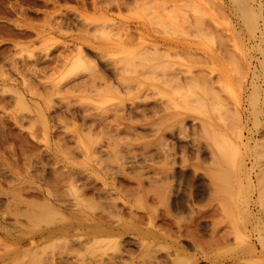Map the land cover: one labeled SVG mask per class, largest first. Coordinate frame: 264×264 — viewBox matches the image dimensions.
<instances>
[{"label": "rangeland", "instance_id": "rangeland-1", "mask_svg": "<svg viewBox=\"0 0 264 264\" xmlns=\"http://www.w3.org/2000/svg\"><path fill=\"white\" fill-rule=\"evenodd\" d=\"M231 2L232 0H0V264H18V262L20 264L21 263L31 264L32 260H33L32 264H38V263L39 264H51V263L53 264H58V263L69 264L70 263L71 264L72 260H73L72 263L75 262L73 264H95V263H98V264L100 263L101 264H119V263L120 264H144V263L145 264H158V263L159 264H181V263L183 264H230L231 262H233L231 264H242V261L243 263L245 262L244 264H264V261L263 263L262 261L261 263L259 261L261 256L262 258H264L263 257L264 256V253H263L264 245H262L260 242V240L264 241V228H263L264 227V217H263L264 213H262L263 211L262 207H264L263 205L264 203V187H263L264 185V163H263L264 162V152H263L264 151L263 149L264 148V132L262 131L264 130V114H262L264 113L263 112L264 98L262 99V97L264 96V89H263L264 88V83H263L264 69L260 65L261 62L258 64L259 61H262L260 58L263 59V56H264L263 54L264 53L263 52L264 51L263 50L264 49V41H263L264 40V20H263L264 19V0H253V1L247 0L246 1L248 2V6H251V8L253 6L254 10L253 9L252 10L255 13L250 9L252 14L254 13L256 16L257 15L256 11L257 12L258 10L261 11V13L260 12L258 13H260L261 15L260 17H261L262 22L260 20V17L259 18L255 17V20L257 19V21L254 20V22L257 24V26L255 23H253L254 27L251 26V28L244 23L242 24L243 20L239 17L240 16L239 11L237 7L233 5V2L232 3ZM258 3L261 4V9L257 7ZM171 10H173V12H170ZM173 13H175L176 16L172 17ZM170 16L171 18H173V20L169 19ZM196 16H198L199 18L198 17L196 18ZM197 19H200V22ZM192 21L198 24L195 25V23ZM171 23L172 24L175 23L176 25H172ZM188 25H190L191 27L189 26L190 27L189 28ZM244 25L247 28L249 27L248 30ZM176 26H179V27H176ZM210 26H212V28ZM183 27H185L186 30ZM215 28L218 30H216ZM254 28H257V29H254ZM196 29L198 31L201 30L203 32L199 31L198 33V31H196L197 32V35H196V32H195ZM250 29H252L253 31L255 30V31L254 32L252 31L253 33L252 32L249 33ZM258 29L260 31L262 30L261 33H259ZM189 34L190 35L192 34V35L190 36ZM193 35H195V37ZM216 35L220 36L221 38L220 37L217 38ZM214 38H217L216 40L219 42L217 43V41L214 40ZM139 43H142V45L139 46L138 45ZM216 43L218 44L219 48L216 47L217 46ZM154 44H156L158 47V50H157L158 54L159 52H163V54L162 53L160 54L165 55V53L169 51L173 55L169 53V57H167L166 59H164L166 56L162 58L159 56L161 59L156 57L157 59L155 61L152 60L155 57L153 56V54L156 52L155 51L154 53H149V52H153V49L151 50V48L154 46ZM230 44L232 47L230 46ZM176 45L179 46V48L178 50L177 49H174V50H176L179 53L177 54V56H174L176 55L175 53H173L174 50L172 51L170 50L171 48L173 49V47L171 46H176ZM219 45H221L222 47L220 48ZM133 46L134 47L138 46L141 49L138 48L139 50L136 51L134 50L136 47L134 48ZM131 47L134 48L132 49L134 51V53H132L134 56H129L128 58L127 56L129 54L126 55L123 52L125 50L126 51L129 50L127 48H131ZM144 47L146 48L150 47V48L149 50H147ZM142 48H144L145 50H143ZM222 48L224 49V51ZM162 49L165 51H163ZM140 50L146 51V52L148 51L147 52L148 56H153V58L152 59L148 58L146 55L147 53L143 54L145 52L141 53L142 51ZM181 50L183 53L181 52ZM130 51L131 50L127 52H130ZM138 51L139 53H137ZM135 54L139 58L143 55L145 57L143 56L144 58L143 57L142 59L140 58L141 59L140 61V59ZM149 54H152V55H149ZM228 56H231V58L229 57L230 58L229 60H227ZM146 57L148 59H145ZM170 57L172 59H169ZM176 57H179V58L175 59ZM121 59L123 61H121ZM136 59L137 60L139 59L138 61L141 62L142 66L138 65L139 63L136 61ZM223 59H225L226 61ZM130 60L133 62L135 61L134 65L135 66L137 65L138 67H135L134 65L128 66L127 63H129L128 61ZM146 60L148 61L150 60L151 63L150 62L148 63L151 65H148ZM235 61H239L240 63L235 62ZM156 63L157 64L159 63V68L161 64H163V66L167 68H168L167 65L171 67L174 66L171 69L168 68L170 72L172 69L174 70L172 73H169L168 70L162 71L163 75L161 76L159 74V73L162 74L161 71L159 70L155 71L154 69L153 71L151 69L152 64H154L156 68L158 67ZM165 63L167 65H165ZM235 63H236V67H235ZM129 64H132V63H129ZM177 64H179V66H177ZM232 65L234 66L235 70H238L239 68L240 69L238 71H235L234 69H231V67H233ZM237 65L239 68L237 67ZM71 66L73 67V69L75 67H78V68H76L75 70L73 69L70 70V68H72ZM145 66L150 67V68L147 67V70L149 72L151 71V74H150L151 76L148 74L149 73L148 71L147 73L146 71H143V69L144 70L146 69ZM155 66H152V68H154ZM240 66H242L243 68H241ZM139 67L142 69H139ZM179 67H181L184 70L186 69V70L184 71L180 69ZM175 70L176 72H174ZM177 70L179 71L177 72ZM180 70H182V74H184L183 72L186 73L187 71V74H184L183 76H181L182 74L180 73L181 72ZM192 70H194V72ZM242 70L244 72H242ZM203 71L204 72L207 71V72L204 73ZM140 72L143 73V76H142V73ZM156 72H159V73L156 74ZM164 72H168V73L165 74ZM189 72H190V75L193 73V76L194 74L195 75H199L203 73L204 75L206 74V77H204V79L206 78V81L203 79L202 80L203 82H200L199 79H202L204 75L201 76V78H199L198 76L193 77L191 75L193 79L195 80L194 81L195 83H192L194 84L192 85L193 90L195 89L194 87L198 88L199 85H196V84H199L198 82H200V84H203L202 87L204 88L205 85H207L206 84L207 80L208 81L211 80V82L209 83L210 85L212 84L211 85L212 88L210 87L212 91L211 89L210 91L208 89L209 93L206 92L207 94L206 93L204 94L205 97L204 95L201 94L203 93V91L201 93H199V91L197 92L198 89L197 90L195 89V91L192 90L193 92L191 91L192 93H190L189 91L192 88L190 86L191 81L188 80V83H184L185 80L184 79L182 80V78L187 77L185 75H189ZM208 73L211 75L212 78L210 77ZM169 74L174 75V77H176L175 75L177 76L179 75V76L177 78L171 77V80H169L168 79ZM155 75L157 76L155 77ZM160 76L162 77V80L165 77L163 80V82L165 81L164 83H167V79L169 81H172L173 79L172 82L176 81V79L178 82V80L181 79L182 81H179L178 84L181 82L180 83L181 87H184V89L187 87L186 88L188 90L187 92L183 90L181 87H179L181 88L180 90H183L187 93L186 99L187 97L192 98V95L190 96V94H193V93L195 94L193 97L202 98V99H197V98H194V99L198 100V102L196 101L198 104L199 102H202L204 100L202 103L204 106H206V108L204 107V110L206 109L205 112L204 110H203L204 113L199 110L200 107L199 108L197 107L198 104L197 106L194 105L195 103L193 99L191 101H193L194 104L189 105V103L191 102L189 98L187 100H189L190 102L183 104L182 102L184 101H182L183 99L182 94L184 92L181 94L180 97H178L176 95L178 92L174 93V91H178V90L172 89V88H178L176 87L178 86L177 82L175 83L176 86L172 87L173 83H171L172 84L171 87L168 88L167 87L168 84H166L167 86H165V84L161 82L162 80ZM237 76L239 77V81H238ZM153 77L156 79L154 80ZM166 77L168 78L166 79ZM192 77H189L190 80ZM195 77L198 78V81L195 79ZM213 78H214V82L212 81ZM215 79L217 80L215 85L218 84L217 85L218 88L219 87L221 88V89L219 88L222 92L221 94H220L219 89L218 91H216L217 86L214 85ZM160 82L161 84H159ZM136 83H139V84L136 85ZM124 84H126V87H124ZM187 84H189V87L185 86ZM213 85L215 86V88ZM208 86L209 84L207 85L206 89L208 88ZM202 87L200 86L201 89H203ZM135 88L137 89L135 90ZM253 88L256 90H254ZM213 89L215 92H219L217 93V96L218 94H220L219 97H221L222 99L221 102L218 100V103H217V99L219 97L217 98L216 95H213L215 94L213 92ZM129 90H131L132 92L130 91L128 93L127 91ZM153 90L157 92L158 94L154 95ZM158 91H163L164 93H159ZM143 94L147 96V97L145 96V98H147L148 103L146 102V99L144 98ZM210 94L211 96L213 95V97L215 98V99L213 98L214 100L211 98ZM138 95H139V98H136V96ZM165 95H167V97L169 98L171 97L170 95H172V97L169 100L168 98H166ZM183 95H185V93ZM254 96L258 97L256 98V100H258L257 102L253 101ZM160 98H163V99L160 100ZM175 98L176 99L182 98V99L176 100ZM250 98H252V102H254L255 104L250 101ZM139 99H144L145 101L141 100V102H139L140 101ZM154 99L155 100L157 99L156 105L152 104L155 102ZM166 99L170 103L171 107L174 106L172 107L173 110H171V107L170 108L167 107V109L163 108L164 106L167 105ZM172 99L174 100L173 104H172V101H173ZM153 100L154 102H152ZM262 100H263V103H261ZM175 102H177V105L179 103V107L175 108V105H174ZM180 102L182 103L183 106H181ZM207 102L210 103V106L212 105L211 106L212 110L211 108H209L210 106H208L209 104H207ZM250 103H252V105L253 104L255 105V108H256L255 111H254V106L251 105L253 108L249 106ZM213 104L216 105V107ZM151 105L154 107H151ZM155 106L157 108H155ZM221 106L222 107L225 106V107L222 108ZM145 107L149 109L150 111L149 110L145 111L147 110L145 109ZM153 108H155L156 110ZM201 108L203 109V107ZM224 108H226L225 109L226 112L227 110L232 111L231 114L229 111L227 113L222 111ZM133 109L134 110L136 109V110L134 111ZM151 109L154 111L151 112L152 111ZM196 110L199 111V114L196 112ZM234 110L235 111L237 110L236 113ZM259 110L260 112L262 110L261 114ZM143 111L145 112L143 113ZM221 111L223 112L224 115L222 114ZM217 112H218V115H217ZM233 112L235 113L237 121L234 118L235 116H232ZM135 113H136V116L133 118V114L135 115ZM212 113L214 115H212ZM220 113L221 115H219ZM141 114H143L144 116L146 115L145 118H142L143 116H141ZM215 114L218 117V118L216 117L218 121L214 117L216 116ZM225 114H227L229 117L231 116V118L234 121L229 120V117H227ZM219 117L223 121L225 118H227L226 120H229L230 123L232 121L233 123L229 124V121L227 123L226 120L224 122H221ZM138 118H142L143 120L147 118L148 120L146 119V121H149L155 118L157 119V122H158V119L159 120L162 119V121L159 122L160 128H158L157 126L159 124H155V126L153 125L152 127L154 128L150 126V129L148 125H151V124H148V125L145 124L144 127L139 128L140 125L138 127V124L144 123L145 120L143 121L142 119H140L138 122L137 120ZM219 120H220V123H219ZM235 121L238 123H236ZM130 122L132 123L134 122L135 125L134 123L132 124ZM199 122L200 123L203 122V125L210 124L212 126L211 127L212 129L210 128L211 130H208V131H211L210 134L212 132L214 133V131L216 133V130L217 132L220 131L221 134H224L223 136L219 134L220 133L219 132L218 133L219 137H218V134L216 135L214 134L215 136H217L216 139L218 138L217 142L221 143L219 146L223 152L219 154L221 158H223L222 154H226L225 156H227L228 160H230L229 155L231 153L233 154L234 152H230V153L228 152L229 155H227L228 153L225 152V150L227 151V147H229L230 144H232L230 143L232 139L233 140L231 142L234 141L233 142L234 145H238L236 146L237 148L240 145V147L238 148L239 149L238 151H237V148L234 146L236 148V150L235 148L234 150L240 153L235 152L236 155L235 153L233 154L234 156L233 158H231V162H232V159L234 160L236 159V161L238 162L237 158H239L238 156L240 155L241 157L240 159L242 161L240 160L239 161L242 163L238 165L239 162L237 163L235 161V165H231L232 163H230L229 165L230 167H228L226 160H225L226 161L225 163H223L224 161L220 162L221 159L219 160L220 158L218 157L219 155H216L214 151L215 148L218 149L214 143L216 139L212 137L213 135H211L210 138L215 139V140L213 139L214 141L212 140L211 142L210 141L211 139L209 137L208 138L204 137V135L209 136V132H207L206 129H208L210 125L209 127H205V126L203 127V125L200 124ZM182 124H183V127L187 128L184 131H182L181 129ZM238 124H241V125L243 124V126H240V125L238 126ZM127 125H128V128L130 126L134 127L136 125L138 128L136 127V132L133 127L130 128L131 130L130 129L127 130L128 129ZM192 125H195V126H192ZM201 126L203 127V130L205 128V130L202 131L203 133L200 130L202 129ZM121 128H123L126 131L121 130ZM156 128H158L160 132H158V129ZM178 128H179V132H177ZM213 128H215L216 130ZM237 129H238L239 134H241L242 138L240 137V135H238L236 131ZM132 130H134V133H132L133 132ZM153 130L155 132L157 131L156 134L153 133L154 136H152ZM162 130L165 132L166 137H164L165 135L162 136V134H164ZM168 130H171L173 134L170 131L168 132ZM231 130H233V132H230ZM196 131H200L198 132L200 133L199 136H198V133H196ZM234 131L237 133L236 136H235L236 133ZM194 132L196 134H194ZM232 133H234L233 134L234 136L232 135L233 137L231 136ZM159 135L164 137L163 139L166 140L168 138L169 140H166V142L164 140L163 142L162 140H160ZM172 135L175 137V138L173 137L174 139L172 138ZM175 135L179 136L178 138L182 136L183 138H185L184 141L182 137H181V140H182L181 141ZM149 136H152V138ZM220 136L224 137V139L222 140L223 143L221 141L222 137ZM225 136H227V138ZM238 136H239L240 141H238L239 139H237ZM228 137L229 138L231 137L232 139L230 141H227L226 143V139L229 140ZM193 138L194 139L198 138L199 141L194 140ZM207 139L208 140L210 139V140L208 141ZM156 140L159 144H161L160 141H162V144L168 147L166 148L162 144L160 147V145L156 142ZM201 140L203 143L201 142ZM254 140L255 142H253ZM151 142L154 144V146ZM173 142L174 144H172ZM210 142L212 144L214 143L213 145L215 146V148L213 147L211 148L212 144L210 145L209 144ZM168 143L169 144L171 143V144L168 145ZM180 143L183 145H180ZM224 143L226 144V146L223 145L222 147L221 145ZM150 145L151 147L153 146L152 149L149 147ZM157 145H159V148ZM175 145L177 147H175ZM196 145H198V147ZM182 146H183V149H181ZM199 146L201 149L199 148ZM145 147L150 148L151 153L149 149ZM84 148L87 151L84 150ZM204 148H206L208 153L206 152ZM231 148L232 147L230 146V149ZM156 149H158V151ZM258 150L260 151L258 152ZM142 151L143 152L147 151L146 152L147 154L143 153ZM216 151L219 153L218 150ZM232 151H233V148H232ZM156 152L159 153V156L156 155L157 154ZM164 152L166 154H164ZM115 153H117L121 159L119 160L118 158L116 159L115 157H117V154L115 155ZM181 153H183V155ZM211 153H213L215 159L214 157L212 158ZM151 154L153 156H151ZM154 154H155V158H154ZM161 154H163L168 159L171 157L169 160H172L171 162H173L174 160V163H171V162L169 163V160L163 157L164 159L167 160V161L166 160L164 161V159L160 157ZM173 155L175 158L173 157ZM209 155H211V157ZM198 156L201 159V161H199L200 159L198 158ZM202 157L204 158L205 161L203 160ZM96 158L98 160L102 159L103 162L102 160L101 161L99 160L100 163L101 162L102 163L98 164L99 162L96 161L97 160ZM179 158L182 159L186 163H184L182 160L180 161ZM162 159L163 161H161ZM224 159L226 158L224 157ZM107 160H110V161H107ZM258 160L260 161V163H257L259 162ZM130 162L133 164H130ZM179 162L180 163L183 162L184 164L183 163L179 164ZM160 163L162 166H164L163 169L169 168L168 171L162 170L163 172H167V174L164 173L165 176L160 175L161 177L159 176V174L161 173L160 169L162 168ZM169 164H171V166H169ZM130 165L133 167H131ZM241 165L242 167H240ZM165 166H169V167H165ZM189 166L191 168H189ZM67 167H68V170L72 169L71 173L75 172L77 174V176H75L69 173L71 174L70 177L73 179L71 183L72 182L74 183L75 178L77 180L76 181L77 184L76 183H74L76 185L73 184V187L76 186L74 188L69 185L70 180H68V178L66 179V177L69 176L68 174H67L68 176L65 177L64 176L65 173H64L63 177H61L62 172H64L65 170H66L65 172H67V169H66ZM131 168H134V169L136 168L135 169L136 171ZM139 168L141 170L144 169V171L143 170L142 171L140 170L141 172L139 171L141 175L138 174V171H137L139 170ZM150 168L152 169L154 168L153 170L159 169L158 172L159 171L160 172L158 173L157 170L153 171ZM173 170L175 171L173 172ZM181 170L182 171L184 170V173ZM194 170H196V172H194ZM76 171L77 172L80 171V172L77 173ZM171 172L175 176H173ZM133 173H136L137 175ZM242 173L243 175L245 174L246 176L248 173L249 179L245 175L243 176ZM258 173L260 176L258 175ZM58 174L61 175L59 176L61 179L58 177ZM125 174L126 176L123 177ZM154 174L155 175L158 174L157 176L159 177L157 176L153 177ZM218 174H220L221 176L223 175L224 178H226L228 174L231 175L230 177L227 176L228 178L227 181L229 183L228 188H229L230 183L234 181L233 183L235 184L236 180L238 179V184L236 183V186H240V187L239 189L237 187V189L239 191L240 190H244V191L239 192L236 190L235 185H230V187L234 186L233 187L234 189L229 188V190L228 189L225 190L227 194L229 195V199H228L227 196L224 195L226 193V192L224 193V189H219V188H224L220 186L221 184L220 181L218 185L217 183L218 181L214 180L215 182H213V180H210L212 179L210 177L212 176L217 177ZM86 175L90 176L91 178L89 177L87 179ZM132 175L134 176L136 175V176L131 177ZM145 175H147L148 177ZM139 176L140 177L142 176L143 178H140ZM232 176L234 177L237 176L238 178L235 177L236 179L235 180L234 177ZM156 177L158 178L157 180L155 179ZM164 177H165V180H167V177H168L170 181H168L169 179L165 181ZM220 177H219V180H221ZM58 178L60 179V181L57 182ZM127 178L130 180H128ZM136 178L137 180L141 179L142 182L144 181L146 182L144 183L140 181H139L140 183L136 182L137 181ZM134 180L135 182L133 183ZM153 180H155L156 183ZM62 181L63 182L66 181V184L70 188L64 185ZM221 181H224V180H221ZM55 182H57L58 184ZM211 182L212 184L210 185ZM137 183L139 184L142 183L141 184L142 186L138 184L137 186L138 188L134 187L135 185H137ZM148 183L157 184L159 185L158 186L159 188L155 186L154 184L149 186ZM159 183H162L164 187H166L168 185L167 183H169V185H171L172 187L170 186L171 188L170 187L168 188L169 186L168 185L167 189L166 188L162 189L164 191V194H163L162 193L163 191L161 190L163 185ZM241 184L242 185L246 184L247 187L246 185L244 186L246 189L245 188L243 189L242 188L243 186ZM78 185H79L78 188L80 192H78L79 191L77 188ZM82 185H85L84 188ZM212 185L214 186L213 188L215 189V191H218V194L216 193V197L214 198L213 196L215 193L214 194L211 193V190H213L211 188ZM222 185L224 186V184ZM143 186L144 188L145 187L146 188L144 189ZM148 186L151 189L147 188ZM206 186L209 188H207ZM131 187L134 189L137 188L135 190L137 193L133 192L134 190H132ZM55 188H57L58 190ZM71 188L73 189L77 188L76 191L78 193L76 194L75 190H73L74 191L73 192ZM81 188L84 189L85 191L82 190ZM155 188H156V191H155ZM146 189H149L153 194L155 192L159 193V191L161 190L160 192L162 194L160 193L159 194L162 195V197L163 196L167 197V195L169 196L170 194V197H168L169 200H167L168 198L166 197L162 198L159 194H157L158 196L153 197V194L149 195L150 193L148 190H147L148 191V194H147V191H145ZM50 190H51L50 192L51 195L50 193L49 195L51 197L47 194ZM99 190L101 192H98ZM220 190H223L222 191L223 193ZM53 191H55L57 194L62 193L61 196L62 195L63 196L59 197L58 195H54L56 193ZM105 191H108L109 194H107L108 192H105ZM138 191L140 192L138 193ZM257 191L259 194L261 191L262 195L260 194L261 195L260 196L257 193ZM52 192L54 193L53 195L55 198H53ZM63 192L65 194H63ZM237 192L241 193L242 196L239 195L237 197ZM99 193L100 194L102 193L101 196L99 197L101 201L96 199L98 198L97 194L98 196L100 195ZM78 194L79 196L82 197L83 201L79 198ZM94 194L96 195L95 198H94L95 196ZM244 194H245V197L248 195L247 199L248 198L250 199L247 200L244 197ZM41 195L43 198L41 197ZM47 195L48 197H46ZM219 195L223 196L224 198L220 197ZM66 196H68L69 198ZM83 196L86 198L90 197L91 199L92 198L93 199L92 200L89 199V201H87L88 199H85ZM136 196H138V198H136ZM139 196L140 197L143 196L144 199L141 198V201H139L140 200ZM159 196L161 200L159 199ZM208 196H210L212 199ZM19 197L23 201H21ZM45 197H46L45 200L48 199L47 201H50L51 199L50 202L54 203V206H57V207L66 206L70 209L78 210V213L79 214L81 213L80 216L81 215L84 216L85 213L83 214V212H87L88 216L86 217L84 216V218H88L90 216L91 218L92 217L97 218V216H101L99 214H102L103 217L101 218L102 219L104 218L103 221L107 223L109 226L111 225L112 226L114 225L115 227L117 226L121 227V225L127 226L126 224L130 225V223L132 222L131 225L134 224L136 228L137 227L139 228L141 227V228L139 230V228L138 229H136L135 227L131 228V225L130 227L128 225L127 227L129 230L127 231L126 230L127 227H125V230H124L125 232H123V234L120 235L121 237L118 235H110V236L106 235L105 236L106 238L103 237L102 239L106 240L108 238L109 240L108 239L107 240L109 242H107L106 240L107 244H104L105 241L103 240V243L97 244V246L100 245L98 248H101V251L97 250L98 248L96 244L92 245L91 241L90 243H88L89 242L88 239L87 241H85L87 238L86 235H85L86 237L83 235L82 236L79 235L80 238H78V241L82 244L81 247L83 246L82 249L84 251L81 248L80 250L78 249L79 248L78 245L80 244L76 245L77 243L76 241H74L76 243L71 242L72 245L71 246L69 245L67 247L66 245H68L69 243L65 242L66 243L65 244L62 239H58L57 236H54V234L51 235L52 230H50V228L52 229L53 224L56 223V219L57 220L61 219L59 216L57 215L51 216V218H53L52 221L55 220L54 223L53 222L51 223V221L48 220L45 222H40V224H37V225L35 224L37 227L33 224L34 226L33 227L31 226L32 222L30 221V217L24 214L26 213L24 211L28 209L27 207H29L27 203L30 202L31 199L32 200L35 199L36 202L41 201L40 202L41 204L43 202H46L44 200ZM63 197L65 198V200L68 201L67 203H72L71 201L73 200L77 201V203L80 202L78 203V206L79 205L80 206L78 207L77 203L75 204V206L77 207H74L73 203L70 206L68 204L63 205L61 201H59L58 203V200H60V198L62 199ZM146 197H147V200H146ZM155 197L156 199H158L159 202L162 200L164 201L160 202V204H157L158 201L154 200ZM230 197L232 198L230 199ZM257 197L260 199L259 201ZM244 198L246 200H244ZM27 199H28V202H27ZM84 199H85V202H84ZM32 200L30 204L35 205L34 203L35 200L34 201ZM65 200H62V201L65 202ZM106 200L110 202V204L108 203L109 205L107 204ZM165 200L167 201L165 202ZM91 201H94V202L91 204L90 203ZM232 201L235 202L236 206H234ZM246 201L247 202L250 201V202L247 203ZM260 201H262L263 203H261ZM24 202H27L26 203L27 206L25 205ZM82 202L84 203L82 204ZM88 202L91 204V206L90 204H87ZM258 202H260V205L261 204L262 205L258 206ZM148 203L149 205H147ZM222 203L224 204L223 207L224 206L228 207L230 211L228 210V208L226 210L224 208H219V207H222ZM93 204L96 205L94 208H93L94 206ZM139 204L141 205V207L139 206ZM153 204L156 205V207ZM161 204L162 206L160 207ZM85 205L89 206L90 208L92 207V208L89 209ZM110 205L112 207L117 206L116 208H120L119 213L122 215L120 216L118 212L116 213V211L119 209L116 210L113 207L114 209L112 208L113 209L112 210ZM142 205H144L143 207H145V209L142 207ZM245 205L246 206L248 205V206L244 208ZM30 206H33V205H30ZM35 206L33 207L35 208ZM171 206H174V207H171ZM241 206L246 211L242 210ZM80 207L82 208V210L78 209ZM83 207H85V209ZM99 207H102L103 209L98 210ZM104 207L107 208L108 210L111 209L110 212L113 213L112 214L113 216L115 215L114 213H116L114 217L112 216L114 221L110 217L111 214L107 213L109 211H107V209H105ZM197 207L199 209H197ZM235 207H238V209H236ZM258 207L261 212L258 210ZM128 209L132 210L131 214L129 213L130 211ZM149 209L153 211L151 212V210L149 211ZM200 209L203 212H201ZM35 210H38V209H35ZM196 210H199V213L201 214L197 213ZM156 211H157V214H155ZM237 211L239 213H237ZM30 212L32 211L30 210ZM104 212L107 215H109L111 219ZM229 212L231 214H229ZM247 212H250L249 214H252V215L251 216L249 214L246 215ZM127 213H129L130 215H128ZM236 213L238 214V216L236 215ZM243 213H246L244 214V216H246L245 219L247 221L245 222L247 223L245 224L247 225H244V224L242 225L245 226L244 228L248 229L249 231L248 230L244 231V228L242 225H240L239 227V224H241V222L243 223V220H245L243 217ZM31 214L29 213L30 216ZM149 214L152 215L153 220L149 219L150 218L148 216ZM162 214H164V216ZM216 214L218 215L216 216ZM219 214H221V216ZM241 215L243 218L241 217ZM25 216H27V218ZM80 216L77 214L74 215V217H76L77 219ZM83 216H81V218H83ZM122 216H124L123 217L124 219L122 218ZM125 216L128 218H125ZM130 216H133V217L131 218ZM179 216L183 217V219L185 218L187 219L183 220ZM74 217L72 218L71 216L72 219H74ZM136 217H140V218H136ZM177 217H179L180 220H182L181 223L180 222L178 223ZM189 217H191L192 219L191 218L189 219ZM219 217H222V218H219ZM91 218H88V219L91 220ZM116 218L118 219L120 218L119 221ZM141 218L143 220H139ZM232 218H233V221H232ZM236 218H238L239 221L241 220L242 221L239 222L238 219L236 220ZM105 220L107 221L112 220L113 223L107 222ZM219 220L220 222H222L221 223L222 225L220 224ZM248 220H250V222ZM140 221H142V223ZM186 221L188 222L187 224H186ZM148 222H149V225H146ZM150 222L152 223V226ZM195 222L197 225L195 224ZM224 222L230 223V224L232 223V225H229V224L225 225ZM47 223L50 225H48ZM87 223L93 224L91 222H87ZM120 223L121 225H117ZM174 224L175 226H173ZM183 224L185 227L181 226ZM215 224L217 225V227H213V225L215 226ZM236 225H238L239 229L236 228L237 227ZM232 226H233V229L235 230L234 232L230 230L232 229L230 228ZM227 227H229L230 229L228 230ZM145 228H147L148 230L150 229L152 230V231L150 230L148 234L153 232V229H154L153 234L152 233L151 234L157 239L156 240L153 239L154 237L151 236V234L148 235L149 237H147L146 236L147 234H146L144 237V240L142 238H139V236H142L141 234L144 232ZM221 230L223 231V233ZM237 230H240V231H237ZM227 231L229 234L228 233L226 234ZM193 232L195 233L194 235H193ZM208 232L210 234H208ZM241 232L244 233V237ZM256 232H258L257 236H256ZM47 233L49 234V237L47 236L48 235ZM211 233L215 236L219 234L221 237L220 238L219 236H217V238L219 237L218 238L219 241H217L218 239L216 240V237L213 236ZM135 234L136 235L139 234V236L137 235L136 237ZM233 234L234 235L237 234L238 237L239 235H241V237H239L238 240L232 241V239L234 238L236 239L237 237V235L236 237H233L234 236ZM174 235H175V238L173 237ZM114 236L117 240L114 239ZM223 236L225 237V239H223L224 238ZM42 237H45V239L52 238L51 239L52 241L50 242L49 239L43 240ZM53 237L54 239L56 238L58 240L57 241L58 243L56 241H55L56 244L53 243V240H54ZM210 237L215 238V239H211ZM145 238H148V239H145ZM256 238H257V241H256ZM73 239L77 240L75 237H73ZM239 239L242 240L243 242L240 241ZM98 240L101 241V238H99ZM115 240L117 242H112ZM202 240L204 241V243ZM222 240L225 243L224 242L222 243ZM142 241H144L142 243V246L144 247H142L139 244ZM239 241L241 243H244V241L245 242L247 241L249 243V246L251 245L254 246V247L252 246L254 249L251 247L253 250H251L250 248L249 250L247 248L248 244H245V246H243V244H240V247L242 248L244 247L243 249L242 248L240 249L239 244H237V242ZM59 242L62 244L64 243L67 249L63 247ZM136 242L138 243L137 245H136ZM51 243H53L55 247L49 246ZM262 243L264 244V242ZM119 244H121V246ZM234 244H237V245L235 246ZM197 245H200L202 247L200 251H198L200 247ZM207 245H209L208 246L210 248L209 250L207 249L208 248ZM210 246L213 248H211ZM234 246L238 247V249L234 248ZM92 247L93 248L95 247V248L92 249ZM192 247H195V248H192ZM196 247L197 248L199 247V248L197 249ZM260 247H263V248H260ZM64 248L66 250H64ZM158 248L160 251L158 250ZM161 249L163 250L161 251ZM205 249L207 251H205ZM98 251L99 253H97ZM40 252L43 253L42 256H41L42 253ZM50 252L52 254H48ZM258 252H261L262 254ZM36 253L38 255L40 254V256H38ZM45 253H47L46 255L48 256L53 255L52 257L54 258L52 259L51 257L45 256ZM26 254L28 257L26 256ZM103 254L104 256H102ZM260 254L261 256H259ZM80 255L82 256L81 259L79 258ZM113 255L115 258L113 257ZM142 255L143 257H141ZM253 255L255 257H253ZM76 256H79V257H76ZM146 256H148L147 260L144 259ZM169 256H172V257H169ZM43 257L45 261L47 260L46 262H44V260L42 259ZM47 257L49 259H47ZM139 257H141L142 259H140ZM62 258L63 260L66 261L65 263L63 262ZM77 258L80 259L79 260L80 263H77L79 262L77 261L78 260ZM262 258L260 260H264ZM50 259H52V262ZM242 259H244L245 261ZM143 260H145L144 263H143ZM82 261L83 262L85 261V262L83 263Z\"/></svg>", "mask_w": 264, "mask_h": 264}, {"label": "bare ground", "instance_id": "bare-ground-1", "mask_svg": "<svg viewBox=\"0 0 264 264\" xmlns=\"http://www.w3.org/2000/svg\"><path fill=\"white\" fill-rule=\"evenodd\" d=\"M246 1H247V0H246ZM246 1H245V0H232L233 5H235V6L237 7L238 11H239V14H240L239 17L243 20L242 24L244 23V24H246L247 26H249V27L251 28V26L254 27L253 23H255V22H254L255 17H256V18H259V17L261 16V15H260L261 11L258 10V9H256V10H258V12H260V13H258V12L256 11L257 15L255 16V14H254L255 12L253 11V10H254V9H253V6H252V8H251V6H248V2H246ZM250 1H251V0H250ZM252 1H253V0H252ZM214 2H215V1H214ZM214 2H213V3H214ZM232 2H231V3H232ZM249 3H250V2H249ZM255 3H256V2H255ZM252 5H253V4H252ZM232 7H233V6H232ZM249 7H250V8H249ZM257 7L261 9V4L258 3V4H257ZM250 9H251V10L253 9V10H252V11L254 12L253 14H252V12H251ZM170 12H173V10H171ZM167 15H169V14H167ZM231 15H232V14H231ZM174 16H176L175 13L172 14V17H174ZM184 16H185V15H184ZM191 17H192V16H191ZM197 17H198V16H196V18H197ZM166 18H168V17H166ZM198 18H199V17H198ZM169 19H172V20H173V18H171V16L169 17ZM183 19H184V18H183ZM194 19H195V17H194ZM197 20H199V22H200V19H197ZM237 20H238V19H237ZM260 20H261V17H260ZM263 20H264V19H263ZM255 21H257V19H256ZM168 22H169V21H168ZM177 22H178V21H177ZM190 22H191V21H190ZM190 22H188V23H190ZM192 22H194V21H192ZM201 22H202V20H201ZM261 22H262V20H261ZM166 23H167V21H166ZM188 23H187V24H188ZM194 23H195V22H194ZM171 24H172V23H171ZM183 24H184V23H183ZM191 24H192V23H191ZM197 24H198V23H197ZM197 24L195 23V25H197ZM255 24H256V23H255ZM260 24H261V23H260ZM167 25H169V24H167ZM172 25H176V24L174 23V24H172ZM201 25H202V23H201ZM186 26H187V25H186ZM186 26H185V27H186ZM189 26H190V25H188V27H189ZM244 26H245V25H244ZM256 26H257V24H256ZM172 27H173V26H172ZM174 27H175V26H174ZM176 27H179V26H176ZM180 27H181V26H180ZM185 27H183V28H185ZM190 27H191V26H190ZM190 27H189V28H190ZM210 27L212 28V26H210ZM245 27H246V26H245ZM249 27H248V28H249ZM192 28H193V26H192ZM195 28H196V27H195ZM195 28H194V29H195ZM204 28H205V27H204ZM246 28H247V27H246ZM248 28H247V30H248ZM194 29H192V30H194ZM215 29H216V28H215ZM252 29H253V28H252ZM252 29L249 30V33L253 31ZM254 29H257V28H254ZM180 30H181V29H180ZM185 30H186V28H185ZM202 30H204V29H202ZM206 30H207V29H206ZM216 30H218V29H216ZM245 30H246V29H245ZM196 31H198V30L196 29L195 32H196ZM199 31H200V32H203V31H201V30H199ZM199 31H198V33H199ZM254 31H255V30H254ZM254 31H253V32H254ZM258 31H259V33H261L262 30L260 31V30L258 29ZM258 31H257V32H258ZM186 32H187V31H186ZM193 32H194V31H193ZM207 32H208V31H207ZM243 32H245V31H243ZM247 32H248V31H247ZM253 32H252V33H253ZM188 33H189V32H188ZM205 33H206V32H205ZM252 33H251V34H252ZM259 33H258V34H259ZM201 34H202V33H201ZM220 34H221V33H220ZM189 35H190V34H189ZM191 35H192V34H191ZM191 35H190V36H191ZM196 35H197V32H196ZM199 35H200V34H199ZM221 35H222V34H221ZM193 36L195 37V35H193ZM201 36H202V35H201ZM216 36H217V35H216ZM218 37H220V36H217V38H218ZM217 38H214V40H216ZM220 38H221V37H220ZM222 38H223V37H222ZM216 41H217V40H216ZM263 41H264V40H263ZM218 42H219V41H217V43H218ZM220 42H221V40H220ZM228 42H229V41H228ZM217 43H216V45H217L216 47H218V44H217ZM138 45L140 46V45H142V43H139ZM155 45H156V44H154V46H155ZM221 45H222V44H221ZM221 45H219L220 48L222 47ZM152 46H153V45H152ZM154 46H153V47H154ZM230 46H231V44H230ZM133 47H134V46H133ZM135 47H136V46H135ZM135 47H134V48H135ZM141 47H143V46H141ZM153 47L151 48V50L153 49V52H149V53H154V51L156 52V53H154V54H156V55L153 54V56H155L154 59H152L153 56H148V53H147L148 51H147V52H146V51H142V50H140V51H142L141 53L145 52V53H143V54H146V53H147V54H146L147 57H148V58H151V59L154 60V61H155L157 58H160V57L162 58V57H165V56H166V57H165L164 59H166L167 57H169V53H170L171 55H173L171 52H169V51H167V50H166V51H167L168 54L165 53V55H161L160 53L163 54V52H159V54H158V52H157V50H158L157 45H156L154 48H153ZM171 47H173V49L171 48V50H170V49H168V50H170V51H172V50H174V49H177V50H178V48H179V46H177V45H176V46H171ZM182 47H183V46H182ZM231 47H232V46H231ZM134 48H132V47H131V48H127V49H129V50L132 51V52L130 51L131 53H130V52H127V51H129V50H127V51L125 50L123 53H125L126 55L129 54V55L127 56L128 58H129V56H134V55L132 54V53H134V51L132 50V49H134ZM138 48H140V47L137 46L134 50L137 51V50H139ZM144 48L147 49V50H149L150 47H149V48L144 47ZM144 48H142V49L145 50ZM167 48H168V46H167ZM169 48H170V47H169ZM218 48H219V47H218ZM140 49H141V48H140ZM180 49H181V48H180ZM182 49H183V48H182ZM222 49H223V48H222ZM162 50H163V49H162ZM263 50H264V49H263ZM136 51H135V52H136ZM163 51H165V50H163ZM223 51H224V49H223ZM181 52H182V50H181ZM234 52H235V51H234ZM263 52H264V51H263ZM137 53H139V51H138ZM173 53L176 54V55H174V56H177V54H178L179 52H177L176 50H174ZM182 53H183V52H182ZM224 53H225V52H224ZM260 53H261V52H260ZM130 54H132V55H130ZM225 54H226V53H225ZM263 54H264V53H263ZM135 55H136V54H135ZM139 55H140V54H139ZM149 55H152V54H149ZM171 55H170V56H171ZM180 55H181V53H180ZM180 55H179V56H180ZM136 56H137V55H136ZM136 56H135V57H136ZM143 56H144V55H143ZM143 56H141L140 58L142 59ZM159 56H160V57H159ZM234 56H236V55H234ZM137 57H138V56H137ZM144 57H145V56H144ZM144 57H143V58H144ZM147 57H146L145 59H148ZM156 57H157V58H156ZM171 57H172V56H171ZM171 57H170L169 59H172ZM225 57H226V55H225ZM229 57L231 58V56H228V59H227V60L230 59ZM138 58H139V57H138ZM140 58H139V59H140ZM161 58H160V59H161ZM178 58H179V57H176L175 59H178ZM139 59H138V60H139ZM141 59H140V61H141ZM235 59H236V58H235ZM260 59H261L262 61H259L258 64L261 62L260 65H261V67H263V69H264V56H263V59H262V58H260ZM138 60L136 59V61L139 63L138 65H139V66H142L141 62L138 61ZM223 60H225V59H223ZM237 60H238V58H237ZM121 61H123V60L121 59ZM125 61H126V60H125ZM225 61H226V60H225ZM128 62H129V63H132V64L127 63L128 66H129V65H132V66H133L135 61L133 62V61L130 60V61H128ZM137 62H136V63H137ZM146 62H147L148 65H151V64L148 63V62L151 63L150 60H149V61L146 60ZM229 62H230V61H229ZM231 62H233V61H231ZM235 62H239V61H235ZM246 62H247V61H246ZM120 63H122V62H120ZM162 63H163V62H162ZM239 63H240V62H239ZM239 63H238V65H239ZM125 64H126V63H125ZM156 64H157V63H156ZM241 64H242V63H241ZM241 64H240V65H241ZM258 64H257V65H258ZM165 65H167V64L165 63ZM170 65H172V64H170ZM175 65H176V64H175ZM230 65H231V64H230ZM238 65H237V67H238ZM72 66H73V65H72ZM72 66H71V67H72ZM134 66H135V65H134ZM152 66H155V65L152 64ZM152 66H151V69H152V70H153V69H154L155 71H158V70H159V71H161V72H162V71H165V70H168V71H169L168 68L171 69V68L174 67V66L171 67V66L167 65V66H168V68H167V67L163 66V64H161V66H160L161 69H160V68H159V63L157 64V66H158L157 68H156V66H155L154 68H152ZM177 66H179V64H177ZM177 66H176V67H177ZM228 66H229V65H228ZM232 66H233V65H232ZM81 67H82V66H81ZM135 67H138V66L136 65ZM147 67L150 68L149 66H145L146 69H145V70L143 69V71H146V73H147V71H148V70H147ZM164 67H165L166 69H165ZM229 67H230V66H229ZM235 67H236V63H235ZM240 67L243 68L242 66H240ZM76 68H78V67H75L74 69H73V67H72V68H70V70H71V69L75 70ZM130 68H131V67H130ZM177 68H178V67H177ZM179 68L182 69L181 67H179ZM238 68H239V67H238ZM258 68H259V67H258ZM131 69H132V68H131ZM131 69H130V71H131ZM139 69H142V68L139 67ZM151 69H150V70H151ZM156 69H157V70H156ZM231 69H234V70H235L234 66L231 67ZM239 69H240V68H239ZM239 69H238V70H239ZM154 70H153V71H154ZM173 70H174V69H172L171 72L169 71V73H172ZM182 70H184V69H182ZM182 70H180V71H181V72H180L181 74H182ZM185 70H186V69H185ZM185 70H184V71H185ZM202 70H203V69H202ZM202 70H201V71H202ZM238 70H235V71H238ZM260 70H261V69H260ZM143 71H142V72H143ZM153 71H152V72H153ZM178 71H179V70H177V72H178ZM190 71H191V70H190ZM192 71L194 72V70H192ZM250 71H251V70H250ZM261 71H262V70H261ZM132 72H133V71H132ZM142 72H140V73H142ZM148 72H149V71H148ZM174 72H176V70H175ZM203 72H204V71H203ZM203 72H202V73H203ZM205 72H207V71H205ZM205 72H204V73H205ZM242 72H244V71L242 70ZM258 72H259V71H258ZM133 73H134V72H133ZM157 73H159V72H156V74H157ZM164 73L166 74V73H168V72H164ZM180 73H179V74H180ZM183 73H184V74H187V71H186V73H185V72H183ZM204 73H203V74H199V75H195V74H194V76H198L199 78H201V76H203ZM148 74L150 75V74H151V71H150ZM148 74H147V75H148ZM159 74L162 76V75H163V72H162V74H161V73H159ZM159 74H158V75H159ZM165 74H164V75H165ZM177 74H178V73H177ZM184 74H182L181 76H183ZM208 74H209V73H208ZM208 74H207V75H208ZM234 74H235V73H234ZM138 75H139V74H138ZM149 75H148V76H149ZM189 75H190V72H189ZM189 75H185V76L188 77V78L186 77L187 79H186V78H182V77H181V78H182V80H183V79L185 80L184 83H188V80L191 81V82H190V84H191L190 86L192 87V85H194V84H192V83H195V82H194L195 80L193 79V77H194V76H193V73L191 74L193 77H192L191 75H190V76H189ZM209 75H210V74H209ZM142 76H143V73H142ZM150 76H151V75H150ZM152 76H153V75H152ZM156 76H157V75H155V77H156ZM161 76H160V77H161ZM175 76H176V77H174V75L169 74V76H168L169 78L166 77V79L168 78L169 80H171V77H172V78H177L179 75H178V76L175 75ZM185 76H184V77H185ZM212 76H213V75H212ZM242 76H243V74H242ZM263 76H264V75H263ZM139 77H140V76H139ZM160 77H159V78H160ZM163 77H164V76H163ZM189 77H192L191 80H190ZM204 77H206V74L202 77V79H199V81H200V82H203L202 80L204 79ZM210 77H211V75H210ZM210 77H209V79H210ZM213 77H214V76H213ZM237 77H238V76H237ZM237 77H236V78H237ZM256 77H257V76H256ZM144 78H145V76H144ZM146 78H147V77H146ZM149 78H151V77H149ZM153 78H154V77H153ZM164 78H165V77H164ZM164 78H163V80H164ZM211 78H212V77H211ZM214 78H215V77H214ZM214 78H213V80H212L213 82H214ZM155 79H156V78H154V80H155ZM166 79H165V80H166ZM168 79H167V83H164L165 81L163 82L162 77H161V80H162L161 82L164 83L165 86H167L166 84H168V86H167L168 88L171 87V85H172L171 83H173V86H172V87L176 86L175 83L177 82V79H176V81H174V82H172L173 79H172V81H169ZM192 79H193V81H192ZM195 79L198 81V78H197V77H195ZM258 79H259V78H258ZM134 80H135V79H134ZM136 80H137V78H136ZM136 80H135V81H136ZM151 80H152V79H151ZM174 80H175V79H174ZM182 80L180 79V80H178V82H179V81H182ZM204 80L206 81V78H205ZM263 80H264V77H263ZM168 81H169L170 83H169ZM238 81H239V77H238ZM158 82H159V81H158ZM161 82H160L159 84H161ZM178 82H177V84H178ZM200 82H198L199 84H196V85H199L198 88L194 87L196 90L198 89L197 92L199 91V93H201V92L203 91V93H201L202 95H204L206 92L209 93L210 89L212 88V86H211L212 84L210 85V83H209V82H211V80H210V81L207 80V83H206V84H207V85L209 84V86H208V88L206 89L207 85H205L204 88L206 89V91H205V89L202 87L203 84H200ZM213 82H212V83H213ZM216 82H217V80L215 79V83H214V85L216 84ZM180 83H181V82H180ZM180 83L178 84V86H176V87H178V88H172L173 90H174V89H177V90H178V91H174V93H175V92H178L176 95H177L178 97H180L181 94L184 92L185 95H183L184 93L182 94V98H183L184 100L181 98L182 101H184V102H182V103H183V104H184V103L186 104L187 102L189 103V102L193 99V101H194L195 104L193 103V101H191V102L189 103V105H190V104H194V105L197 106V104H198V103H197V102H198L197 99H202V98L193 97V96L195 95V94L193 93V94H190V96L192 95V98H191V97H187V99L189 98L190 101L187 100V99H186V95H187L186 92L188 91V90L186 89L187 87L184 89V87H181V84H180ZM263 83H264V81H263ZM137 84H139V83H136V85H137ZM174 84H175V85H174ZM214 85H213V86H214ZM217 85H218V84H217ZM217 85H215V86H217ZM162 86H163V85H162ZM182 86H183V85H182ZM185 86H188V87H189V84H187V85H185ZM200 86H201L204 90L201 89ZM215 86H214V88H215ZM254 86H255V85H254ZM124 87H126V84H124ZM137 87H138V86H137ZM179 87H181V88H182L183 90H185L186 92L183 91V90H180L181 88H179ZM210 87H211V88H210ZM259 87H260V86H259ZM219 88H220V87H219ZM219 88H218V86H217V87H216V89H217L216 91H218ZM129 89H130V88H129ZM136 89H137V88H135V90H136ZM195 89L193 90V87H192L191 90H190L189 92L192 93L193 91H195ZM208 89H209V91H208ZM220 89H221V88H220ZM220 89H219V90H220ZM227 89H228V88H227ZM253 89H254V88H253ZM257 89H258V87H257ZM263 89H264V88H263ZM125 90H126V88H125ZM173 90H172V91H173ZM192 90H193V91H192ZM251 90H252V89H251ZM254 90H256V89H254ZM130 91H131V90H129V91H127V92L129 93ZM153 91H154V90H153ZM191 91H192V92H191ZM211 91H212V89H211ZM127 92H126V93H127ZM131 92H132V91H131ZM151 92H152V91H151ZM158 92H159V93H164L163 91H158ZM213 92L215 93V94H213V95H216V96H217V93H219V92H215L214 89H213ZM166 93H168V92H166ZM211 93H212V92H211ZM221 93H222V92H221V90H220V94H221ZM258 93H259V92H258ZM145 94H146V93H145ZM148 94H149V93H148ZM150 94H151V93H150ZM153 94L155 95V94H158V93L154 91ZM168 94H170V93H168ZM188 94H189V93H188ZM206 94H207V93H206ZM220 94H218L217 98L219 97ZM143 95H144V94H143ZM146 95H147V94H146ZM146 95H144V98H145ZM172 95H173V94H172ZM172 95H170V96L172 97ZM199 95H200V94H199ZM213 95L211 96V94H210V96H211L212 99L214 98ZM231 95H232V94H231ZM149 96H151V95H149ZM157 96H158V95H157ZM165 96H166V98H168V99L170 100L171 97L169 98V97H167V95H165ZM247 96H248V95H247ZM257 96H258V95H257ZM140 97H141V96H140ZM146 97H147V96H146ZM158 97H159V96H158ZM158 97H157V98H158ZM184 97H185V98H184ZM204 97H205V95H204ZM224 97H225V96H224ZM136 98H139V95L136 96ZM141 98H142V97H141ZM149 98H150V97H149ZM194 98H197V99H194ZM256 98H258V97H255V96H254V98H253V99H254V100H253L254 102H257V101H258V100H256ZM263 98H264V96L262 97V99H263ZM145 99H146V102H147V98H145ZM161 99H163V98H160V100H161ZM175 99H176V98H175ZM181 99L177 98L176 100H181ZM185 99H186V100H185ZM205 99H206V98H205ZM207 99H209V98H207ZM214 99H215V98H214ZM214 99H213V100H214ZM225 99H226V98H225ZM139 100H140L139 102H141V100H144V99H139ZM148 100H149V99H148ZM154 100H155V99H154ZM154 100H153L152 102H154ZM156 100H157V99H156ZM156 100H155V102L152 103V104L156 105ZM166 100H167V99H166ZM172 100H173V99H172ZM172 100H171V101H172ZM176 100H175V101H176ZM218 100L221 102V100H222L221 97H219V98L217 99V103H218ZM260 100H261V99H260ZM144 101H145V100H144ZM144 101H143V102H144ZM158 101H159V100H158ZM163 101H164V100H163ZM163 101H162V102H163ZM171 101H170V102H171ZM196 101H197V102H196ZM200 101H201V100H200ZM203 101H204V100H203ZM203 101H202V102H203ZM215 101H216V100H215ZM250 101L252 102V98H250ZM133 102H134V101H133ZM137 102H138V100H137ZM167 102H168V100L166 101V104H167L166 106H164L165 104L163 103V104H164V105H163V106H164L163 108H166V109H167V107H168V108L171 107L170 103H169V102L167 103ZM173 102H174V100L172 101V104H173ZM177 102H179V101H177ZM177 102L174 103L175 108L179 107V103H178V105H177ZM202 102H199V104H198V106H197L198 108L200 107L199 110H200L201 112H203L204 107L206 108V106H204ZM235 102H236V101H235ZM254 102H252V103H254ZM135 103H136V102H135ZM147 103H148V102H147ZM147 103H146V104H147ZM159 103H160V102H159ZM182 103L180 102L181 106H183ZM200 103H201V104H200ZM212 103H214V102H212ZM212 103H211V104H212ZM252 103H250L249 106H251ZM258 103H259V102H258ZM261 103H263V100L261 101ZM261 103H260V104H261ZM160 104H161V103H160ZM207 104H209L208 106H210V103L207 102ZM215 104H216V103H215ZM248 104H249V103H248ZM254 104H255V103H254ZM254 104H253L252 106H254V111H255L256 108H255V105H254ZM260 104H259V105H260ZM123 105H124V104H123ZM127 105H128V104H127ZM142 105H143V104H142ZM168 105H170V106H168ZM187 105H188V104H187ZM187 105H186V106H187ZM213 105H214V104H213ZM218 105H219V104H218ZM222 105H224V104H222ZM228 105H229V104H228ZM128 106H129V105H128ZM128 106H127V107H128ZM130 106H132V105H130ZM143 106H144V105H143ZM161 106H162V105H161ZM161 106H160V107H161ZM211 106H212V105H211ZM211 106H210L209 108H211ZM214 106L216 107V105H214ZM225 106H226V105H225ZM225 106H223V107H225ZM238 106H239V105H238ZM252 106H251V107H252ZM257 106H258V105H257ZM132 107H134V106H132ZM140 107H141V106H140ZM151 107H154V106L151 105ZM172 107H174V106H172ZM172 107H171V110H173ZM184 107H185V106H184ZM188 107H189V106H188ZM201 107H203V109H202ZM221 107H222V106H221ZM223 107H222V108H223ZM262 107H263V106H262ZM262 107H261V108H262ZM129 108H130V107H129ZM138 108H139V107H138ZM138 108H136V109H138ZM141 108H142V107H141ZM143 108H144V107H143ZM155 108H157V107L155 106ZM155 108H153V109H155ZM182 108H183V107H182ZM252 108H253V107H252ZM131 109H132V108H131ZM136 109H135V110H136ZM145 109H147V108L145 107ZM180 109H181V107H180ZM184 109H186V108H184ZM225 109H226V108H224L223 110L221 109V110L224 111V112H226ZM227 109H228V108H227ZM263 109H264V108H263ZM263 109H262V110H263ZM133 110H134V109H133ZM135 110H134V111H135ZM140 110H141V109H140ZM148 110H149V109H147V110H145V111H148ZM151 110H152V109H151ZM155 110H156V109H155ZM162 110H163V109H162ZM193 110H194V109H193ZM205 110H206V109H205ZM205 110H204V112H205ZM211 110H212V108H211ZM262 110H261V112H262ZM145 111H143V113H144ZM149 111H150V110H149ZM153 111H154V110H152L151 112H153ZM160 111H161V110H160ZM194 111H195V110H194ZM222 111H221V112H222ZM228 111H229L230 114H231L232 111L227 110V112H228ZM234 111H235V110H234ZM236 111H237V110H236ZM236 111H235V113H236ZM136 112H137V111H136ZM141 112H142V111H141ZM196 112L199 114V111L196 110ZM204 112H203V113H204ZM210 112H211V111H210ZM227 112H226V113H227ZM256 112H258V111H256ZM259 112H260V110H259ZM261 112H260V114H261ZM263 112H264V110H263ZM148 113H150V112H148ZM148 113H147V114H148ZM154 113H155V112H154ZM154 113H153V115H154ZM159 113H160V112H159ZM213 113H214V112H213ZM213 113H212V115H214ZM235 113L233 112V113H232V114H233L232 116H235ZM237 113H238V112H237ZM248 113H249V112H248ZM130 114H131V113H130ZM130 114H128V115H130ZM222 114H223V112H222ZM242 114H243V113H242ZM262 114H264V113H262ZM155 115H156V114H155ZM190 115H191V114H190ZM207 115H208V114H207ZM215 115H216V114H215ZM217 115H218V112H217ZM217 115L214 116V117L216 118ZM219 115H221V113H220ZM223 115H224V114H223ZM225 115H226L227 117H229L227 114H225ZM239 115H240V114H239ZM251 115H252V114H251ZM258 115H259V114H258ZM135 116H136V113H135V115L133 114V118H134ZM141 116H143L142 118H145L146 115L144 116L143 114H141ZM141 116H140V117H141ZM249 116H250V115H249ZM130 117H131V116H130ZM207 117H208V116H207ZM223 117H224V116H223ZM223 117H222V118H223ZM254 117H255V116H254ZM133 118H132V119H133ZM142 118H138V119H137L138 122H139V120L142 119ZM217 118H218V117H217ZM217 118H216V120H217ZM219 118H220V117H219ZM230 118H231V116L229 117V120L234 121L232 118H231V119H230ZM234 118L236 119V116H235ZM260 118H261V117H260ZM130 119H131V118H130ZM130 119H129V120H130ZM146 119H147V118H146ZM146 119H144V120L146 121ZM154 119H155V118H154ZM154 119H151V120L146 121V122L142 119V120L144 121V123H142V124H144V125H142V124H138V127H139V125H140L139 128H141V127H144L145 124H147V125H148V124H151V125H148V126H149V129H150V126L152 127L153 125L155 126V124H159V125H157V126H158V128H160V127H159V126H160V123H159V122H161L162 119H161V118H160L161 120L158 119V122H157V119H155V120H154ZM163 119H164V118H163ZM166 119H167V118H166ZM172 119H173V118H172ZM226 119H227V118H225L224 121H225ZM239 119H240V117H239ZM253 119H254V118H253ZM129 120H128V121H129ZM133 120H134V119H133ZM133 120H132V121H133ZM147 120H148V119H147ZM164 120H165V119H164ZM182 120H183V119H182ZM220 120H221V122H224L221 118H220ZM220 120H219V123H220ZM229 120H226V122L228 123ZM130 121H131V120H130ZM134 121H135V120H134ZM166 121H167V120H166ZM166 121H165V123H166ZM195 121H196V120H195ZM217 121H218V120H217ZM232 121H231V123H233ZM236 121H237V119H236ZM236 121H235V122H236ZM253 121H254V120H253ZM258 121H259V120H258ZM156 122H157V123H156ZM163 122H164V121H163ZM193 122H194V121H193ZM226 122H225V123H226ZM235 122H234V123H235ZM243 122H244V121H243ZM130 123H132V122H130ZM133 123H134V122H133ZM133 123H132V124H133ZM179 123H180V122H179ZM181 123H182V122H181ZM199 123H200V122H199ZM231 123H230V121H229V124H231ZM236 123H238V122H236ZM125 124H126V123H125ZM127 124H128V123H127ZM200 124L203 125V122L200 123ZM221 124H223V123H221ZM245 124H246V123H245ZM130 125H131V124H130ZM130 125H129V126H130ZM134 125H135V123H134ZM180 125H181V124H180ZM209 125H210V124H209ZM209 125H208V124H207V125L205 124V125H203V127H204V126H205V127H209ZM223 125H225V124H223ZM239 125H240V126H243V124H242V125H241V124H238V126H239ZM148 126H147V127H148ZM178 126H179V125H178ZM192 126H195V125H192ZM236 126H237V125H236ZM123 127H124V126H123ZM125 127H126V126H125ZM132 127H133V126H130V127L128 128V125H127V128H128L127 130H129V129L132 128ZM136 127H137V125L133 127V128L135 129V132H136ZM138 127H137V128H138ZM161 127H162V126H161ZM175 127H176V126H175ZM179 127H180V126H179ZM203 127L201 126V128H202V129H200L201 132L205 130V128H204V130H203ZM211 127H212V126L210 125V127H209L208 129H206L207 132H209V136H208V135H204V134H203V135H204V137H206V138H208V137L210 138V136L213 135L212 137H214V138L216 139L217 136H215V135L218 134L220 131L217 132V130H216L215 128H213V129L216 130V133H215V131L213 130L214 133L212 132L213 134H212V133L210 134L211 131H208V130H211V129H212ZM152 128H154V127H152ZM158 128H156V129H158ZM180 128H181V127H180ZM195 128H196V127H195ZM210 128H211V129H210ZM232 128H233V127H232ZM239 128H240V127H239ZM242 128H243V127H242ZM114 129H115V128H114ZM125 129H126V128H125ZM161 129H162V128H161ZM170 129H171V128H170ZM172 129H173V128H172ZM181 129H182V131H184V130L187 129V128H186V127H183V124H182V128H181ZM227 129H228V128H227ZM233 129H234V128H233ZM117 130H119V129H117ZM121 130H124V129L121 128ZM130 130H131V129H130ZM142 130H143V129H142ZM151 130H152V129H151ZM151 130H150V131H151ZM154 130H155V129H154ZM154 130H153L152 134H153V133L156 134L157 131L155 132ZM244 130H245V129H244ZM113 131H114V130H113ZM124 131H126V130H124ZM132 131H133V132H132ZM132 131H130V132L134 133V130H132ZM162 131H163V130H162ZM164 131H165V129H164ZM164 131H163V132H164ZM169 131L172 133L171 130H168V132H169ZM236 131H237L238 135H240V137H241V134H239L238 129H237ZM262 131L264 132V130H262ZM115 132H116V131H115ZM121 132H122V131H121ZM158 132H160L159 129H158ZM163 132H162V133H163ZM174 132H175V131H174ZM177 132H179V128H178ZM177 132H176V133H177ZM180 132H181V130H180ZM186 132H187V131H186ZM198 132H200V131H196V133H198ZM230 132H233V130H231ZM234 132H235V131H234ZM249 132H250V131H249ZM255 132H256V131H255ZM255 132H254V133H255ZM162 133H161V134H162ZM166 133H167V132H166ZM171 133H170V134H171ZM182 133H183V132H182ZM196 133L194 132V134H196ZM202 133H203V132H202ZM235 133H236V132H235ZM237 133L235 134V136L237 135ZM251 133H252V132H251ZM119 134H120V132H119ZM149 134H150V133H149ZM159 134H160V133H159ZM172 134H173V133H172ZM177 134H178V133H177ZM186 134H187V133H186ZM199 134H200V133H198V136H199ZM214 134H215V135H214ZM219 134H221V132H220ZM219 134H218V137H219ZM233 134H234V133H232L231 136H232ZM113 135H114V133H113ZM134 135H135V134H134ZM136 135H137V134H136ZM150 135H151V134H150ZM164 135H165V136H164ZM221 135L224 136V134H221ZM116 136H117V135H116ZM147 136H148V135H147ZM152 136H154V134H153ZM152 136H149V137L152 138ZM162 136L166 137L165 132H164V134H162ZM162 136L159 135L160 140H162V141L164 142L165 139H163L164 137H162ZM175 136H177V135H175ZM180 136H181V135H180ZM184 136H185V135H184ZM190 136H192V135H190ZM201 136H202V134H201ZM233 136H234V135H233ZM233 136H232V137H233ZM161 137H162V138H161ZM173 137H174V136L172 135V138H173ZM178 137H179V136H177V138H178ZM181 137H182V136H181ZM181 137L178 138V139L181 140ZM220 137H222V136H220ZM225 137L227 138V136H225ZM174 138H175V137H174ZM174 138H173V139H174ZM182 138H183V137H182ZM200 138H201V137H200ZM214 138H210L211 140H210V139H209V140L212 142V140H213ZM241 138H242V137H241ZM139 139H140V138H139ZM142 139H143V138H142ZM184 139H185V138H183V141H184ZM193 139H194V138H193ZM215 139H214V140H215ZM217 139H218V138H217ZM217 139L215 140L214 143H215V146H217L218 149L215 148V146L213 145L214 143L212 144V143L210 142L209 144H210V145L212 144L211 148L213 147V148H215L216 150L219 151V153H218V152L214 149L216 155H219L220 153H223V152H222V149H220V147H219L221 143H220V142H217ZM219 139H220V138H219ZM223 139H224V137H222L221 141H222ZM228 139H229V140L226 139V143H227V141H230L232 138H231V137H230V138L228 137ZM234 139H235V137H234ZM237 139H239V136L237 137ZM244 139H245V138H244ZM249 139H250V138H249ZM148 140H149V139H148ZM158 140H159V139H158ZM166 140H169V139L167 138ZM166 140H165V142H166ZM176 140H177V139H176ZM190 140H191V139H190ZM194 140H198V138H196V139H194ZM204 140H205V139H204ZM207 140H208V139H207ZM209 140H208V141H209ZM214 140H213V141H214ZM232 140H233V139H232ZM232 140H231V141H232ZM255 140H256V139H255ZM255 140H254L253 142H255ZM261 140H262V139H261ZM162 141H160L161 144H162ZM181 141H182V140H181ZM181 141H180V142H181ZM198 141H199V140H198ZM218 141H219V140H218ZM231 141H230V143H232V144H230V146L233 148V151H232V148L230 149V146H229V147H227V151L224 149L225 147L223 148V149L225 150V152H227V153H228V152H229V153H230V152L240 153V152H237V151L239 150L238 148L240 147V145H239V147L237 148L236 146H238V145H234V143H233L234 141H233V142H231ZM238 141H240V139H239ZM156 142H157V140H156ZM177 142H178V141H177ZM190 142H191V141H190ZM201 142H202V140H201ZM224 142H225V141H224ZM236 142H237V141H236ZM151 143H152V142H151ZM151 143H150V144H151ZM157 143H158V142H157ZM157 143H156V144H157ZM183 143H184V142H183ZM194 143H195V142H194ZM194 143H192V144H194ZM196 143H197V142H196ZM202 143H203V142H202ZM222 143H223V141H222ZM241 143H242V142H241ZM152 144H153V143H152ZM158 144H159V143H158ZM161 144H159L160 147H161ZM166 144H167V143H166ZM170 144H171V143H170ZM170 144L168 143V145H170ZM172 144H174V142H173ZM204 144H205V143H204ZM228 144H229V143H228ZM235 144H236V143H235ZM246 144H247V143H246ZM128 145H129V144H128ZM144 145H145V144H144ZM148 145H149V144H148ZM148 145H147V146H148ZM159 145H157L158 148H159ZM162 145H163V144H162ZM180 145H183V144L180 143ZM202 145H203V144H202ZM223 145L226 146L225 143L222 144L221 146L223 147ZM248 145H249V144H248ZM153 146H154V144H153ZM153 146H152V147H153ZM163 146H165V145H163ZM163 146H162V148H163ZM185 146H186V145H185ZM192 146H193V145H192ZM194 146H195V145H194ZM196 146L198 147V145H196ZM234 146L237 148V151H235L236 148H235ZM244 146H245V144H244ZM258 146H259V145H258ZM129 147H130V146H129ZM129 147H128V149H129ZM149 147L152 149L151 145H150ZM155 147H156V146H155ZM165 147L167 148L168 146H165ZM169 147H170V146H169ZM172 147H173V146H172ZM175 147H177V146L175 145ZM189 147H190V146H189ZM209 147H210V146H209ZM145 148H147V147H145ZM150 148H147V149H149V151H150V150H151ZM156 148H157V147H156ZM180 148H181V147H180ZM184 148H185V147H184ZM195 148H196V147H195ZM199 148H200V146H199ZM211 148H210V149H211ZM234 148H235V150H234ZM147 149H145V150H147ZM172 149H173V148H172ZM181 149H183V146H182ZM181 149H179V150H181ZM200 149H201V148H200ZM204 149L206 150V148H204ZM263 149H264V148H263ZM84 150H86V149L84 148ZM156 150L158 151V149H156ZM173 150H174V149H173ZM176 150H178V149H176ZM208 150H209V149H208ZM228 150H229V151H228ZM86 151H87V150H86ZM152 151H153V150H152ZM160 151H161V150H160ZM163 151H164V150H163ZM168 151H169V150H168ZM209 151H210V150H209ZM220 151H221V152H220ZM259 151H260V150H258V152H259ZM142 152H143V151H142ZM146 152H147V151H146ZM146 152H143V153H146ZM153 152H154V151H153ZM166 152H167V151H166ZM172 152H173V151H172ZM175 152H176V151H175ZM181 152H182V151H181ZM202 152H203V151H202ZM202 152H201V153H202ZM206 152L208 153L207 150H206ZM258 152H257V153H258ZM261 152H262V151H261ZM263 152H264V151H263ZM96 153H97V152H96ZM150 153H151V151H150ZM156 153H157V152H156ZM156 153H155V154H156ZM168 153H170V152H168ZM195 153H196V152H195ZM229 153H228L227 155H229ZM234 153H233V154H234ZM236 153H235V155H236ZM246 153H247V152H246ZM253 153H254V152H253ZM257 153H256V155H257ZM116 154H117V153H115V155H116ZM146 154H147V153H146ZM148 154H149V153H148ZM152 154H153V153H152ZM152 154H151V156H153ZM155 154H154V158H155ZM164 154H166V153L164 152ZM181 154L183 155V153H181ZM198 154H199V153H198ZM209 154H210V153H209ZM211 154H212V158H213L214 155H213V153H211ZM231 154H232V153H231ZM231 154L229 155L230 160H228L227 156H225L226 154H222V157H223V158H221V156L219 155V156H218V157H220L219 160H220V159H221V160L224 159V157L226 158V159H224V160H222V161L220 160V162H223V161H224L223 163H225V162L227 161L226 163L228 164V167H230V166H229L230 163H232L231 165H235V161H236V159H235V160L232 159V162H231V158H233V156H234L233 154H232V155H231ZM109 155H111V154H109ZM109 155H108V156H109ZM131 155H132V154H131ZM156 155L159 156V153H157ZM161 155H163V154H161ZM161 155H160V157H162V158L165 157L164 155H163V156H161ZM174 155H175V154H174ZM174 155H173V157H174ZM184 155H185V153H184ZM187 155H188V154H187ZM238 155H239V154H238ZM248 155H249V154H248ZM101 156H102V155H101ZM112 156H113V155H112ZM132 156H133V155H132ZM143 156H144V155H143ZM149 156H150V155H149ZM151 156H150V157H151ZM158 156H157V157H158ZM205 156H206V155H205ZM209 156L211 157V155H209ZM261 156H262V155H261ZM261 156H259V157H261ZM82 157H83V156H82ZM94 157H95V156H94ZM121 157H122V155H121ZM130 157H131V156H130ZM184 157H185V156H184ZM192 157H193V155H192ZM194 157H195V156H194ZM196 157H197V156H196ZM238 157H239V158H237V159H238V162H239V163H238L237 161H236V162L238 163V165H240V163H242V162H240V161H242V160L240 159V158H241L240 155H239ZM115 158H116V159L118 158V160L121 159V158L118 156V154H117V157H115ZM123 158H124V157H123ZM123 158H122V159H123ZM144 158H145V157H144ZM165 158H167V157H165ZM170 158H171V157H170ZM170 158H169V159H170ZM174 158H175V157H174ZM174 158H173V159H174ZM181 158H182V157H181ZM186 158H187V157H186ZM198 158H199V156H198ZM202 158H203V157H202ZM212 158H211V159H212ZM234 158H235V157H234ZM85 159H86V158H85ZM96 159H97V158H96ZM96 159H95V160H96ZM129 159H130V158H129ZM132 159H133V158H132ZM146 159H147V158H146ZM151 159H152V158H151ZM151 159H150V160H151ZM163 159H164V158H163ZM163 159H162L161 161H163ZM169 159L167 158V160H169ZM179 159H180V158H179ZM182 159H183V158H182ZM182 159H180V161H181ZM196 159H197V158H196ZM199 159H200V158H199ZM205 159H206V157H205ZM209 159H210V158H209ZM214 159H215V157H214ZM259 159H260V158H259ZM81 160H82V159H81ZM99 160L101 161L102 159H99ZM99 160L97 159L96 161L99 162L98 164H101V163L103 162V160H102L101 163H100ZM113 160H115V159H113ZM118 160H117V161H118ZM158 160H159V159H158ZM165 160H166V159H164V161H165ZM167 160H166V161H167ZM175 160H176V159H175ZM194 160H195V158H194ZM197 160H198V159H197ZM203 160H204V158H203ZM225 160H226V161H225ZM239 160H240V161H239ZM96 161H95V162H96ZM107 161H110V160H107ZM156 161H157V160H156ZM171 161H172V160H169V163H170ZM177 161H179V160H177ZM182 161H183V160H182ZM190 161H191V159H190ZM199 161H201V159H200ZM204 161H205V160H204ZM206 161H207V160H206ZM228 161H229V162H228ZM258 161H259V160H258ZM261 161H263V160H261ZM70 162H72V161H70ZM132 162H133V161H132ZM183 162H184V161H183ZM183 162H181V163L179 162V164H182ZM233 162H234V163H233ZM133 163H134V162H133ZM133 163L130 162V164H133ZM162 163H163V162H162ZM171 163H174V160H173V162H171ZM177 163H178V162H177ZM184 163H186V162H184ZM184 163H183V164H184ZM201 163H202V162H201ZM255 163H256V162H255ZM257 163H260V161L257 162ZM263 163H264V162H263ZM165 164H166V163H165ZM202 164H203V163H202ZM202 164H201V165H202ZM249 164H250V162H249ZM82 165H83V164H82ZM102 165H103V164H102ZM160 165H161V163H160ZM167 165H168V164H167ZM203 165H204V164H203ZM65 166H66V165H65ZM96 166H97V164H96ZM98 166H99V165H98ZM130 166H131V165H130ZM161 166H162V165H161ZM169 166H171V164H169ZM169 166H165V167H169ZM243 166H244V165H243ZM72 167H73V166H72ZM131 167H133V166H131ZM143 167H145V166H143ZM163 167H164V166H162L161 169H160V167H159L161 173H163V174L160 173L159 176H160V175H161V176L164 175V173L167 174V172H163L162 170H164V171L167 170V171H168L169 168H168V169H163ZM214 167H215V166H214ZM214 167H213V168H214ZM240 167H242V165H241ZM100 168H101V167H100ZM136 168H138V167H136ZM136 168H135V169H136ZM141 168H142V167H141ZM146 168H147V167H146ZM189 168H191V167L189 166ZM217 168H218V167H217ZM243 168H244V167H243ZM248 168H249V166H248ZM66 169H67V172H68V173L65 172V171H66V170H65L64 172H62V174H61L62 176L58 174V177H59V176L63 177V174H64V173L66 174V175L64 174L65 177L69 175L68 177H66V179L68 178V180H70L69 185H70L71 187H73V184L76 183L77 180H76V178H75L74 183H73V182L71 183V181H73V179L70 177V175L72 174V175L77 176V174H76L75 172L71 173V172H72V171H71L72 169H71V170H68V167H67ZM131 169H134V168H131ZM135 169H134V170H135ZM150 169H152V168H150ZM153 169H154V168H153ZM153 169H152V170H153ZM159 169H158V170H159ZM250 169H251V168H250ZM74 170H76V169H74ZM140 170H141V169L139 168V170H137V171H138V174L141 175V173H139ZM142 170L144 171V169H142ZM142 170H141V171H142ZM148 170H149V169H148ZM156 170H157V169H155V170H153V171H156ZM158 170H157V172H158ZM216 170H217V169H216ZM243 170H244V169H243ZM61 171H62V170H61ZM135 171H136V170H135ZM141 171H140V172H141ZM145 171H146V170H145ZM160 171H159V172H160ZM169 171H171V170H169ZM174 171H175V170H173V172H174ZM181 171H182V170H181ZM199 171H200V170H199ZM76 172H77V171H76ZM78 172H80V171H78ZM78 172H77V173H78ZM149 172H150V171H149ZM159 172H158V173H159ZM182 172L184 173V170H183ZM194 172H196V170H194ZM201 172H202V170H201ZM244 172H245V171H244ZM257 172H258V171H257ZM59 173H60V172H59ZM69 173H71V174H69ZM74 173H75V174H74ZM121 173H122V172H121ZM123 173H124V172H123ZM143 173H144V172H143ZM143 173H142V174H143ZM153 173H154V172H153ZM171 173H172V172H171ZM176 173H177V172H176ZM199 173H200V172H199ZM210 173H211V172H210ZM217 173H218V172H217ZM219 173H220V172H219ZM226 173H227V172H226ZM67 174H68V175H67ZM82 174H83V173H82ZM86 174H87V173H86ZM133 174H136V173H133ZM155 174H156V172H155ZM155 174H154L153 177H155V176L158 175V174H157V175H155ZM168 174H170V173H168ZM172 174H173V173H172ZM206 174H207V173H206ZM221 174H223V173H221ZM78 175H79V174H78ZM136 175H137V174H136ZM136 175H135V176H136ZM143 175H144V174H143ZM143 175H142V176H143ZM192 175H193V174H192ZM198 175H199V174H198ZM216 175H217V174H216ZM236 175H237V174H236ZM242 175H243V173H242ZM244 175H245V174H244ZM244 175H243V176H244ZM258 175H259V173H258ZM125 176H126V174H125L123 177H125ZM133 176H134V175H132L131 177H133ZM135 176H134V177H135ZM142 176H141V177L139 176V177H140V178H143ZM145 176H147V175H145ZM150 176H151V175H150ZM159 176H157V177H159ZM161 176H160V177H161ZM164 176H165V175H164ZM166 176H167V175H166ZM173 176H175V175L173 174ZM184 176H185V175H184ZM218 176L220 177L221 175L218 174ZM218 176H217V177H218ZM227 176L230 177L231 175L228 174ZM227 176H226V178H227ZM245 176H246V175H245ZM259 176H260V175H259ZM89 177H90V176H87V175H86V178H87V179H88ZM147 177H148V176H147ZM157 177L155 178L156 180L158 179ZM214 177L217 178L216 176H214ZM214 177H213V176L210 177V178H212V179H210V180H213V182L218 181V182H217L218 185H219V181H220V183H221L220 186H222V187H224V188H219V189H224V193L226 192V191H225L226 189L229 190V188H233V187H234V186H233V187H230V185H235V186H236V183L238 184V179H237V180L235 179V177H237V176H235V177L232 176V177H234V179L236 180V183L234 184V183H233L234 181L232 182L233 184L230 183L229 188H228V184H229V183H228V181H227L228 178H227V179L224 178L223 175L220 177L221 180H224V181L226 180V181H227V183H226V181L224 182V181L219 180V177L217 178L218 180L215 179ZM232 177H231V178H232ZM246 177L249 179L248 173H247V176H246ZM56 178H57V177H56ZM59 178H60V177H59ZM59 178L57 179V182L60 181L61 178H60V179H59ZM90 178H91V177H90ZM129 178H130V176H129ZM137 178H138V177H137ZM137 178H136V180H137ZM200 178H201V177H200ZM223 178H224V179H223ZM237 178H238V177H237ZM77 179H78V178H77ZM87 179H86V180H87ZM111 179H112V178H111ZM127 179H128V178H127ZM132 179H134V178H132ZM138 179H139V178H138ZM148 179H149V178H148ZM148 179H146V180H148ZM153 179H154V178H153ZM159 179H161V178H159ZM168 179H169V178L167 177V180H168ZM245 179H246V178H245ZM64 180H65V178H64ZM89 180H90V179H89ZM114 180H115V179H114ZM128 180H130V179H128ZM162 180H163V179H162ZM164 180H165V177H164ZM167 180H165V181H167ZM214 180H215V181H214ZM231 180H232V179H231ZM231 180H230V181H231ZM55 181H56V180H55ZM131 181H132V180H131ZM139 181L142 182L141 179H140V180H137L136 182H139ZM149 181H150V180H149ZM149 181H148V182H149ZM153 181L156 183L155 180H153ZM153 181H152V182H153ZM158 181H159V180H158ZM168 181H170V179H169ZM242 181H243V179H242ZM255 181H256V180H255ZM57 182H55V183H57ZM134 182H135V180L133 181V183H134ZM140 182H139V183H140ZM144 182H146V181H144ZM144 182H142V183H144ZM222 182H223V183H222ZM55 183H54V184H55ZM62 183H64V185L68 186V185L66 184V181H64V182L62 181ZM62 183H61V184H62ZM139 183H137V185H135L134 187H137ZM142 183H141V184H142ZM150 183H151V182H150ZM165 183H166V182H165ZM178 183H179V182H178ZM208 183H209V182H208ZM225 183H226V184H225ZM254 183H255V182H254ZM54 184H53V186H54ZM57 184H58V183H57ZM76 184H77V183H76ZM76 184H74V185H76ZM141 184H139V185H141ZM153 184H154V183H153ZM153 184H149V183H148L149 186H150V185H153ZM159 184L163 185L162 183H159ZM167 184L169 185V183H167ZM211 184H212V182L210 183V185H211ZM215 184H216V183H215ZM222 184H224V186H223ZM239 184H240V183H239ZM256 184H257V183H256ZM120 185H121V184H120ZM154 185L157 186V187L159 186V185H157V184H154ZM161 185H160V186H161ZM168 185H167V186H168ZM216 185H217V184H216ZM225 185H227V186H225ZM241 185H242V184H241ZM245 185H246V184H245ZM245 185H242V186H243V187H242L243 189L245 188V187H244ZM59 186H60V184H59ZM82 186H83V188H84L85 185H82ZM141 186H142V185H141ZM149 186H148L147 188H149ZM165 186H166V185H165ZM167 186L164 187V185H163L162 188H161V190H162V189H165V188L167 189ZM170 186H171V185H169L168 188H169ZM51 187H52V186H51ZM68 187H69V186H68ZM74 187H76V186H74ZM74 187H73V188H74ZM78 187H79V185L77 186V188H78ZM80 187H81V186H80ZM163 187H164V188H163ZM171 187H172V186H171ZM171 187H170V188H171ZM206 187H207V186H206ZM213 187H214V186L212 185L211 188H212L213 190H211V193H213V194L215 193V194H214V196H213L212 194H211V195H212L213 198H214V197H216V193L218 194V191H215V189H214ZM237 187H238V189H239L240 186H236V190L239 191V190L237 189ZM246 187H247V185H246ZM259 187H260V186H259ZM263 187H264V185H263ZM69 188H70V187H69ZM73 188H71V189H72V191L75 190L76 194H77L78 192H80L79 188H78V190H79L78 192L76 191L77 188H75V189H73ZM113 188H114V187H113ZM131 188H132V187H131ZM137 188H138V187H137ZM137 188H136V189H137ZM140 188H141V187H140ZM143 188H144V186H143ZM145 188H146V187H145ZM145 188H144V189H145ZM158 188H159V187H158ZM158 188H157V189H158ZM207 188H209V187H207ZM211 188H210V189H211ZM242 188H241V189H242ZM55 189H57V188H55ZM71 189H70V190H71ZM81 189H82V188H81ZM119 189H121V188H119ZM136 189L132 188V190H134L133 192H136V191H135ZM149 189H151V188H149ZM149 189H146L145 191L148 190L149 193H150L149 195L153 194ZM177 189H178V188H177ZM219 189H218V190H219ZM233 189H234V188H233ZM233 189H232V190H233ZM245 189H246V188H245ZM52 190H54V189H52ZM57 190H58V189H57ZM82 190H84V189H82ZM101 190H102V189H101ZM128 190H129V189H128ZM138 190H139V189H138ZM161 190H160V191H161ZM178 190H179V189H178ZM84 191H85V190H84ZM84 191H83V192H84ZM130 191H131V190H130ZM148 191H147V194H148ZM155 191H156V188H155ZM155 191H153V192H155ZM160 191H159L160 194H162V193L164 194V191H163V190H162V191H163L162 193H161ZM203 191H204V190H203ZM220 191L222 192L223 190H220ZM240 191L243 192L244 190H240ZM240 191H239V192H240ZM247 191H248V190H247ZM46 192H48V191H46ZM50 192H51V190H50L47 194L49 195ZM53 192H55V191H53ZM53 192H52V195L54 194ZM59 192H60V191H59ZM61 192H62V191H61ZM73 192H74V191H73ZM98 192H101V191L99 190ZM98 192H97V193H98ZM105 192H108V191H105ZM139 192H140V191H138V193H139ZM233 192H234V191H233ZM239 192H237V197H238L239 195L242 196V194L239 193ZM245 192H246V190H245ZM245 192H244V193H245ZM252 192H253V191H252ZM55 193H56V192H55ZM87 193H88V191H87ZM92 193H93V192H92ZM102 193H103V192H102ZM102 193H101V194H102ZM136 193H137V192H136ZM145 193H146V192H145ZM159 193H156V192H155V193L153 194V197H154V196H158L157 194H159ZM222 193H223V192H222ZM229 193H230V192H229ZM238 193H239V194H238ZM257 193H258V191H257ZM61 194H62V193H61ZM61 194H59V193L57 194V193H56V194H54V195H58V196L60 197ZM63 194H65V193L63 192ZM79 194H80V193H79ZM79 194H78V196H79ZM83 194H84V193H83ZM85 194H86V193H85ZM95 194H96V193H95ZM95 194H94V195H95ZM99 194H100V193H99ZM101 194H100L99 196H98V194H97V197H98V198H96V199H98L99 201H101V200L99 199V197L101 196ZM103 194H104V193H103ZM107 194H109V192H108ZM126 194H127V192H126ZM160 194H159V195H160ZM230 194H231V193H230ZM232 194H233V193H232ZM258 194H259V193H258ZM260 194L262 195V192H261V191H260ZM260 194H259V195H260ZM48 195H47L46 197H48ZM50 195H51V193H50ZM50 195H49V196H50ZM54 195H53V198H55ZM73 195H74V194H73ZM73 195H72V196H73ZM80 195H81V194H80ZM224 195H226L227 198L229 199V195L227 194V192H226ZM261 195H260V196H261ZM62 196H63V195H62ZM62 196H61V197H62ZM132 196H134V195H132ZM160 196L162 197V195H160ZM160 196H159V199L161 200ZM219 196H220V195H219ZM232 196H233V195H232ZM247 196H248V195H247ZM247 196L245 197V194H244V197H245L246 199H247ZM41 197H42V195H41ZM46 197L44 198V200L46 199ZM50 197H51V196H50ZM56 197H57V196H56ZM59 197H58V198H59ZM66 197H68V196H66ZM70 197H71V195H70ZM83 197H84V196H83ZM88 197H89V196H88ZM91 197H92V196H91ZM95 197H96V195L94 196V198H95ZM139 197H140V196H139ZM147 197H148V196H147ZM147 197H146V200H147ZM153 197H152V199H153ZM163 197H166V196H163ZM163 197H162V198H163ZM168 197H170V194H169V196L167 195L166 198H168ZM208 197H210V196H208ZM217 197H218V196H217ZM220 197H223V196H220ZM249 197H250V196H249ZM42 198H43V197H42ZM58 198H57V199H58ZM63 198H64V197H63ZM63 198H62V199L60 198V200H58V203H59V201H61L63 205L68 204L69 206L72 205V203H73V206H74V207H77V206H78V203H80V202L77 203V201H74V200H73L74 202L71 201L72 203H67L68 201L65 200V198H64V199H63ZM68 198H69V197H68ZM73 198H74V197H73ZM77 198H78V197H77ZM79 198L82 200V197H81V196H79ZM84 198H85V199H88L87 201H89V199H91L90 197H89V198L84 197ZM136 198H138V196H136ZM141 198H143V196L140 197V200H139V201H141ZM150 198H151V197H150ZM166 198H165V199H166ZM210 198H211V197H210ZM210 198H209V199H210ZM223 198H224V197H223ZM231 198H232V197H230V199H231ZM245 198H244V200H246ZM257 198H258V197H257ZM19 199H20L21 201H23L20 197H19ZM49 199H50V198H49ZM75 199H76V198H75ZM85 199H84V202H85ZM92 199H93V198H92ZM92 199H91V200H92ZM104 199H105V198H104ZM132 199H133V197H132ZM143 199H144V198H143ZM211 199H212V198H211ZM239 199H240V198H239ZM242 199H243V197H242ZM249 199H250V198H248L247 200H249ZM31 200H32V199H31ZM31 200H30V202H28V199H27V202H28V203H27V202H24L25 205H26V203H27L28 206H29L30 208L27 207V208H28V209H27L28 211L24 209V210H25L24 212H26V213L23 212L24 214H26L27 216L30 217V221L32 222V223L30 222V223L32 224L31 226H33V224H34V225H35V224L37 225V224H40V222H45V221H48V220L51 221V223H52V222L54 223L55 220L52 221L53 218H51V216H53V215H57V216H59L61 219H60V220H59V219H58V220L56 219V223H57V222H58V223H57V224H56V223L53 224L52 229L50 228V230H52L51 235L54 234V236H57L58 239H62V240L64 241V243H65V242H66V243H69L68 245H66L67 247H68L69 245L71 246L72 243H76V242H77L76 245L80 244V245H78V246H79L78 249H79V250H80V248L82 249L83 246L81 247L82 244L78 241V238H80V236H82V235H83V236H85V235L87 236V238H86L85 241H87V239H88V241H89L88 243H90V241H91V244H92V245H95V244H96V246H97V244L103 243V240H104V239H102V238L105 237L106 235H109V236H110V235H118V236L122 235L123 232H125V231H124V230H125V227H127V226L129 225V224H126L127 226H122L121 223H120V224H117V225H121V227H120V226L118 227L117 225H116L117 227H115L114 225L112 226L111 224H110L111 226H109L107 223H105V222L103 221L104 218H103V219L101 218V217H103L102 214H99V215H101V216H97V218L95 217L96 219H95L94 217L91 218V216H90L91 214H90V215H89L90 217H88V218H91V220H90V219H88V218H84V216H85V217L88 216V215H87V212H83V211H81V212H83V214H84V213L86 214V215L84 214V216L81 215V216H83V218H84V219H83V218H81V216H80L81 213H80V214L78 213V210H75V209H74V210H75V211H74L73 209H70V208H68V207H66V206H65V207H64V206H63V207H61V206H60V207H59V206H58V207H57V206H54V203L50 202L51 199H50V201H47V200H48V199H47V200H45L46 202H43V203H41V204H40L41 201H40V202H36V200L34 199V200H35L34 203H35L36 206H35L34 204H30V203H31ZM34 200H32V201H34ZM42 200H43V199H42ZM44 200H43V201H44ZM62 200H65V202L62 201ZM135 200H136V199H135ZM154 200L158 201V199H156V197L154 198ZM167 200H169V198H168ZM167 200H165V202H166ZM259 200H260V199L258 198V201H259ZM82 201H83V200H82ZM87 201H86V202H87ZM94 201H95V199H94ZM94 201H91L90 203L92 204ZM106 201H107V200H106ZM162 201H164V200H162ZM162 201H160V202H162ZM182 201H183V200H182ZM255 201H257V200H255ZM63 202H64V203H63ZM69 202H70V201H69ZM84 202H82V204H83ZM114 202H115V201H114ZM136 202H138V201H136ZM149 202H150V201H149ZM152 202H153V201H152ZM154 202H155V201H154ZM158 202H159V201H158ZM158 202H157V204H160V202H159V203H158ZM207 202H208V201H207ZM235 202H236V200H235ZM235 202L232 201V203L234 204V206H236V205H235ZM246 202H247V201H246ZM249 202H250V201H249ZM249 202H247V203H249ZM260 202L263 203L262 201H260ZM260 202H258V206L260 205ZM32 203H33V202H32ZM38 203H39V204H38ZM76 203H77V206H75ZM90 203L88 202L87 204H90ZM96 203H97V202H96ZM108 203L110 204V202L107 201V204H108ZM134 203H135V201H134ZM142 203H143V202H142ZM170 203H171V202H170ZM215 203H216V202H215ZM238 203H239V202H238ZM29 204L35 206V208H34L33 206H30ZM37 204H38V205H37ZM85 204H86V203H85ZM91 204H90V206H91ZM98 204H99V203H98ZM104 204H105V203H104ZM109 204H108V205H109ZM113 204H114V203H113ZM140 204H141V202H140ZM140 204H139V206L141 207ZM155 204H156V203H155ZM157 204H156V205H157ZM212 204H213V203H212ZM241 204H242V203H241ZM241 204H240V205H241ZM254 204H255V203H254ZM58 205H59V204H58ZM93 205H94V204H93ZM101 205H103V204H101ZM101 205H100V206H101ZM111 205H112V204H111ZM111 205H110V206H111ZM114 205H115V204H114ZM147 205H149V203H148ZM153 205H154V204H153ZM156 205H154V206L156 207ZM192 205H193V204H192ZM223 205H224V204L222 203V207H219V208H224V209L226 210L228 207H225V206L223 207ZM237 205H238V204H237ZM261 205H262V204H261ZM261 205H260V206H261ZM263 205H264V203H263ZM26 206H27V205H26ZM79 206H80V205H79ZM79 206H78V207H79ZM85 206H86V205H85ZM95 206H96V205H94L93 208H94ZM104 206H105V205H104ZM123 206H124V205H123ZM143 206H144V205H142V207H143ZM161 206H162V204L160 205V207H161ZM220 206H221V205H220ZM247 206H248V205H247ZM247 206L245 205L244 208H246ZM32 207L34 208V210H35V209H38V210H35V211H34ZM86 207H88L89 209L92 208V207L90 208L89 206H86ZM108 207H109V206H108ZM113 207H114V206H113ZM113 207L111 206V209H112ZM116 207H117V206H116ZM116 207H114L116 210L119 209V210L116 211V213H117V212L119 213V212H120V208H116ZM151 207H152V206H151ZM171 207H174V206H171ZM176 207H177V206H176ZM176 207H175V208H176ZM215 207H216V205H215ZM217 207H218V205H217ZM238 207H239V206H238ZM238 207H235V208L238 209ZM72 208H73V207H72ZM83 208L85 209V207H83ZM96 208H97V207H96ZM96 208H95V209H96ZM104 208H105V207H104ZM114 208H113V209H114ZM143 208L145 209V207H143ZM147 208H148V207H147ZM152 208H153V207H152ZM152 208H151V209H152ZM162 208H163V207H162ZM167 208H168V207H167ZM241 208H242V206H241ZM241 208H240V209H241ZM244 208H242V210L246 211ZM262 208H263L262 213H264V207H262ZM78 209L82 210L81 207L78 208ZM99 209H103V208H102V207H99L98 210H99ZM105 209H107V208H105ZM111 209H110V210H111ZM113 209H112V210H113ZM151 209H149V211H150ZM189 209H190V208H189ZM197 209H199V208L197 207ZM214 209H215V208H214ZM248 209H249V208H248ZM30 210H31L32 212H30ZM110 210L107 209V211H109V212H110ZM128 210H129V209H128ZM156 210H157V209H156ZM164 210H165V209H164ZM164 210H163V211H164ZM168 210H169V209H168ZM173 210H174V209H173ZM176 210H177V209H176ZM228 210H229V208H228ZM258 210L260 211L259 207H258ZM37 211H38V212H37ZM96 211H97V210H96ZM100 211H101V210H100ZM100 211H98V212H100ZM107 211H106V212H107ZM129 211H130L129 213L131 214V211H132V210H129ZM152 211H153V210H151V212H152ZM163 211H161V212H163ZM200 211H201V209H200ZM215 211H216V210H215ZM229 211H230V210H229ZM239 211H240V210H239ZM248 211H249V210H248ZM256 211H257V209H256ZM28 212H29L30 214L32 213L31 216L29 215ZM33 212H35V213H33ZM109 212H107V213H108V214H111L110 217L113 219V217L116 215V213H114L115 215L113 216V215H112L113 213H112V212L109 213ZM159 212H160V211H159ZM164 212H165V211H164ZM176 212H178V211H176ZM196 212L199 213V210H196ZM201 212H203V211H201ZM217 212H219V211H217ZM227 212H228V211H227ZM260 212H261V211H260ZM95 213H96V212H95ZM104 213H105V212H104ZM129 213H127V214L130 215ZM165 213H166V212H165ZM191 213H192V212H191ZM222 213H223V212H222ZM237 213H239V212L237 211ZM237 213H236V215L238 216ZM249 213H250V212H247V214H246V213H243V217H244V219H245V217H246V216H244V214L248 215ZM24 214H23V215H24ZM76 214L80 216L78 219H77L76 217H74V215H76ZM105 214H106V213H105ZM119 214H120V213H119ZM127 214H126V215H127ZM155 214H157V211H156ZM155 214H154V215H155ZM199 214H201V213H199ZM229 214H231V213L229 212ZM259 214H260V213H259ZM106 215H107V214H106ZM121 215H122V214H120V216H121ZM145 215H146V214H145ZM162 215L164 216V214H162ZM165 215H166V214H165ZM173 215H174V214H173ZM189 215H190V214H189ZM217 215H218V214H216V216H217ZM219 215L221 216V214H219ZM222 215H223V214H222ZM249 215L251 216L252 214H249ZM27 216H25V217L27 218ZM69 216H70V217H69ZM71 216H72V218L74 217V219H72ZM92 216H93V215H92ZM94 216H96V215H94ZM107 216L109 217V215H107ZM112 216H113V217H112ZM117 216H118V215H117ZM117 216H116V217H117ZM138 216H139V215H138ZM146 216H147V215H146ZM148 216L150 217L149 219H152V215H151V214H149ZM227 216H228V214H227ZM239 216H240V215H239ZM255 216H256V215H255ZM259 216H260V215H259ZM261 216H262V215H261ZM110 217H109V218H110ZM123 217H124V216H122V218H123ZM130 217L132 218L133 216H130ZM179 217H181V216H179ZM179 217H177V221H178V223H179V222L181 223L182 220H180ZM192 217H193V216H192ZM241 217H242V215H241ZM243 217H242V218H243ZM263 217H264V214H263ZM80 218H81V219H80ZM100 218H101L102 220H101ZM111 218H110V219H111ZM120 218H121V217H120ZM120 218H119V219H120ZM122 218H121V219H122ZM125 218H128V217L125 216ZM136 218H140V217H136ZM146 218H147V217H146ZM181 218L183 219V217H181ZM190 218H191V217H189V219H190ZM216 218H217V217H216ZM219 218H222V217H219ZM224 218H225V216H224ZM227 218H228V217H227ZM234 218H235V217H234ZM247 218H248V217H247ZM256 218H257V217H256ZM28 219H29V218H28ZM75 219H76V220H75ZM116 219H118V218H116ZM119 219H118V221H119ZM123 219H124V218H123ZM175 219H176V218H175ZM185 219H187V218H185ZM185 219H183V220H185ZM189 219H188V220H189ZM191 219H192V218H191ZM195 219H196V218H195ZM213 219H214V218H213ZM237 219H238V218H236V220H237ZM249 219H250V218H249ZM260 219H261V218H260ZM260 219H259V221H260ZM126 220H128V219H126ZM130 220H131V219H130ZM139 220H143V219L141 218V219H139ZM152 220H153V219H152ZM152 220H150V221H152ZM179 220H180V221H179ZM216 220H217V219H216ZM216 220H215V221H216ZM250 220H251V219H250ZM250 220H248V221L250 222ZM27 221H28V220H27ZM105 221H107V220H105ZM113 221H114V219H113ZM147 221H149V220H147ZM173 221H174V220H173ZM191 221H192V220H191ZM213 221H214V220H213ZM232 221H233V218H232ZM238 221H239V219H238ZM238 221H236V222H238ZM241 221H242V220H241ZM241 221H239V222H241ZM245 221H247V220H246V219L243 220V223L241 222V224H239V227H240V225H242V224L247 225V224H245V223H247V222H245ZM87 222H91V223H93V224H90V223H87ZM107 222H112V220H111V221L108 220ZM116 222H117V221H116ZM116 222H114V223H116ZM121 222H123V221H121ZM140 222L142 223V221H140ZM169 222H170V221H169ZM183 222H184V221H183ZM219 222H220V220H219ZM219 222H218V223H219ZM249 222H248V223H249ZM27 223H28V222H27ZM112 223H113V222H112ZM126 223H127V222H126ZM131 223H132V222H131ZM131 223H130V225H131ZM133 223H134V222H133ZM137 223H138V222H137ZM187 223H188V222L186 221V224H187ZM190 223H191V222H190ZM214 223H215V222H214ZM214 223H213V224H214ZM218 223H216V224H218ZM221 223H222V222H220V224H221ZM224 223H225V222H224ZM224 223H223V225H224ZM260 223H261V222H260ZM47 224H48V223H47ZM124 224H125V222H124ZM138 224H139V223H138ZM143 224H144V223H143ZM150 224H151V226H152V223H151V222H150ZM184 224H185V223H184ZM184 224L181 225V226H184ZM195 224H196V222H195ZM216 224H215V226L213 225V227H217ZM226 224H227V225H228V224H229V225H232V223H231V224H230V223H225V225H226ZM237 224H238V223H237ZM36 225H35V226H36ZM48 225H50V224H48ZM130 225H129V227H130ZM132 225H133V226H132ZM132 225H131V228H132V227H135L134 224H132ZM146 225H149V222H148ZM196 225H197V224H196ZM221 225H222V224H221ZM233 225H234V224H233ZM254 225H255V224H254ZM137 226H138V225H137ZM157 226H158V225H157ZM157 226H156V228H157ZM160 226H161V225H160ZM173 226H175V224H174ZM179 226H180V225H179ZM191 226H192V225H191ZM218 226H220V225H218ZM236 226H237L236 228L239 229L238 225H236ZM242 226H243V225H242ZM242 226H241V227H242ZM33 227H34V226H33ZM36 227H37V226H36ZM184 227H185V226H184ZM186 227H187V226H186ZM213 227H212V228H213ZM222 227H223V226H222ZM225 227H226V226H225ZM244 227H245V226H243V228H244ZM135 228H136V227H135ZM135 228H134V229H135ZM138 228H139V227H137L136 229H138ZM140 228H141V227H140ZM140 228H139V230H140ZM175 228H176V227H175ZM218 228H219V227H218ZM227 228H228V230H229L230 228H232V229H230V230H232L233 232L235 231V230L233 229V226L230 227V228H229V227H227ZM243 228H242V230H243ZM247 228H248V227H247ZM263 228H264V227H263ZM36 229H37V228H36ZM145 229H147V228H145ZM145 229H144V232H143L142 234L140 233L143 237H142V236H139V234H137V235L139 236V238H142L143 240H144V237H145L146 234H147L146 236L149 237L148 235H150L151 233L153 234V232H154V229H153V232H151L150 234H148V233L150 232L151 229H150V228H149L150 230H148V229L145 230ZM209 229H210V228H209ZM213 229H214V228H213ZM213 229H212V230H213ZM224 229H225V228H224ZM250 229H251V228H250ZM259 229H260V228H259ZM29 230H30V229H29ZM87 230H88V231H87ZM126 230H127V231L129 230L128 227H127ZM164 230H165V229H164ZM180 230H181V229H180ZM185 230H186V229H185ZM188 230H189V229H188ZM210 230H211V229H210ZM214 230H215V229H214ZM216 230H217V229H216ZM242 230H241V231H242ZM245 230H248V229H245V228H244V231H245ZM151 231H152V230H151ZM160 231H161V230H160ZM189 231H190V230H189ZM197 231H198V230H197ZM218 231H219V229H218ZM221 231H222V230H221ZM237 231H240V230H237ZM244 231H243V232H244ZM248 231H249V230H248ZM248 231H247V232H248ZM256 231H257V230H256ZM261 231H262V230H261ZM46 232H47V230H46ZM135 232H137V231H135ZM138 232H140V231H138ZM174 232H175V231H174ZM185 232H186V231H185ZM210 232H212V231H210ZM216 232H217V231H216ZM216 232H215V233H216ZM224 232H225V231H224ZM230 232H231V231H230ZM254 232H255V231H254ZM49 233H50V232H49ZM196 233H197V232H196ZM220 233H221V232H220ZM222 233H223V231H222ZM227 233H228V231L226 232V234H227ZM241 233H242V232H241ZM248 233H249V232H248ZM47 234H48V233H47ZM128 234H129V233H128ZM131 234H132V233H131ZM152 234H151V236H153ZM169 234H170V233H169ZM194 234H195V233L193 232V235H194ZM208 234H210V233L208 232ZM211 234H212V233H211ZM213 234H214V232H213ZM213 234H212V235H213ZM217 234H218V233H217ZM228 234H229V233H228ZM257 234H258V232H256V236H257ZM79 235H80V236H79ZM135 235H136V234H135ZM137 235H136V237H137ZM175 235H176V234H175ZM175 235L173 236L174 238H175ZM233 235H234V234H233ZM236 235H237V234H235L233 237H236ZM242 235H243V237H244V233H242ZM40 236H41V235H40ZM47 236L49 237V234H48ZM86 236H85V237H86ZM109 236H108V237H109ZM177 236H178V235H177ZM181 236H182V235H181ZM213 236H215V235H213ZM217 236L220 237L219 234H218ZM217 236H215V237H216V240L219 238V237L217 238ZM221 236H222V235H221ZM245 236H246V235H245ZM252 236H253V235H252ZM45 237H46V236H45ZM45 237H42L43 240H47V239H49V238H46V239H45ZM51 237H52V236H51ZM73 237H75L77 240L73 239ZM85 237H84V239H85ZM120 237H121V236H120ZM120 237H119V238H120ZM153 237H154V236H153ZM184 237H185V236H184ZM223 237H224V236H223ZM223 237H222V238H223ZM226 237H227V235H226ZM229 237H230V236H229ZM231 237H232V235H231ZM239 237H241V235H239ZM239 237H238V235H237L236 239L234 238V239H232V241H234V240H238ZM243 237H242V239H243ZM71 238H72V239H71ZM99 238H101V241L98 240ZM105 238H106V237H105ZM109 238H110V237H109ZM112 238H113V237H112ZM151 238H152V237H151ZM195 238H196V237H195ZM197 238H198V237H197ZM210 238H211V239H215V238H212V237H210ZM220 238H221V237H220ZM259 238H260V237H259ZM51 239H52V238L49 239L50 242L52 241ZM53 239H54V237H53ZM107 239H108V238H107ZM107 239H106V240H107ZM114 239H116L115 236H114ZM124 239H125V238H124ZM137 239H138V238H137ZM137 239H136V240H137ZM145 239H148V238H145ZM153 239L156 240L157 238L154 237ZM223 239H225V237H224ZM227 239H229V238H227ZM260 239H261V238H260ZM260 239H258V240H260ZM39 240H40V239H39ZM39 240H38V241H39ZM41 240H42V239H41ZM106 240H104V241H105L104 244H107V242H109V241H108L109 239L107 240V242H106ZM110 240H111V239H110ZM116 240H117V239H116ZM116 240H115V241H112V242H117ZM138 240H139V239H138ZM140 240H141V239H140ZM239 240H240V239H239ZM55 241L57 242L58 240H57L56 238L53 240V243L56 244ZM74 241H76V242H74ZM133 241H135V240H133ZM152 241H153V240H152ZM202 241H203V240H202ZM208 241H209V239H208ZM210 241H212V240H210ZM217 241H219V239H218ZM227 241H228V240H227ZM240 241H242V240H240ZM240 241L237 242V244H239V247H240V244H243V246H245V244H248V247H247L248 249H249V248H250L251 250L254 249V248H253L254 246H253V245L249 246V243H248L247 241H246V242L244 241V243H241ZM256 241H257V238H256ZM50 242H49V243H50ZM71 242H72V243H71ZM121 242H122V241H121ZM124 242H125V241H124ZM143 242H144V241L140 242L139 244L142 246V243H143ZM197 242H198V241H197ZM200 242H201V241H200ZM215 242H216V241H215ZM223 242H224V241L222 240V243H223ZM242 242H243V241H242ZM249 242H250V241H249ZM260 242H261L262 245H264V244L262 243V242H264V241L260 240ZM53 243H51L49 246H54ZM57 243H58V242H57ZM59 243H60V242H59ZM64 243H63V244L60 243V244H61L63 247H65V244H66V243H65V244H64ZM70 243H71V244H70ZM152 243H153V242H152ZM195 243H196V242H195ZM203 243H204V241H203ZM203 243H202V244H203ZM205 243H206V241H205ZM218 243H219V242H218ZM218 243H217V244H218ZM222 243H221V244H222ZM224 243H225V242H224ZM226 243H227V242H226ZM233 243H234V242H233ZM52 244H53V245H52ZM121 244H123V243H121ZM121 244H119V245L121 246ZM134 244H135V243H134ZM137 244H138V243L136 242V245H137ZM145 244H146V243H145ZM198 244H199V243H198ZM200 244H201V243H200ZM211 244H212V243H211ZM237 244H234V245L236 246ZM251 244H252V243H251ZM111 245H112V244H111ZM124 245H125V244H124ZM195 245H196V244H195ZM212 245H213V244H212ZM218 245H219V244H218ZM222 245H223V244H222ZM259 245H260V244H259ZM20 246H21V245H20ZM62 246H61V247H62ZM96 246H95V247H96ZM99 246H100V245H98L97 248H98ZM102 246H103V245H102ZM148 246H150V245H148ZM157 246H158V245H157ZM190 246H191V245H190ZM197 246L200 247V248L198 247V248H199L198 251H200V249H201L202 247H201L200 245H197ZM205 246H206V245H205ZM208 246H209V245H207V247H208ZM216 246H217V245H216ZM219 246H220V245H219ZM235 246H234V248H237V249H238V247H235ZM241 246H242V245H241ZM252 246H253V247H252ZM260 246H261V245H260ZM41 247H42V246H41ZM43 247H45V246H43ZM47 247H48V246H47ZM54 247H55V246H54ZM63 247H62V248H63ZM67 247H65V248L67 249ZM76 247H77V246H76ZM95 247H94V248H95ZM138 247H139V246H138ZM142 247H144V246H142ZM154 247H155V246H154ZM160 247H162V246H160ZM210 247H211V246H210ZM251 247H252L253 249H252ZM65 248H64V250H66ZM94 248L92 247V249H94ZM112 248H113V247H112ZM145 248H146V247H145ZM192 248H195V247H192ZM196 248H197V247H196ZM198 248H197V249H198ZM205 248H206V247H205ZM211 248H213V247H211ZM241 248H242V247H240V249H241ZM243 248H244V247H243ZM243 248H242V249H243ZM245 248H246V247H245ZM260 248H263V247H260ZM69 249H70V248H69ZM87 249H88V248H87ZM90 249H91V248H90ZM124 249H125V248H124ZM164 249H165V248H164ZM197 249H196V250H197ZM207 249L209 250L210 248L208 247ZM250 249H249V250H250ZM72 250H73V249H72ZM79 250H78V251H79ZM82 250H83V249H82ZM97 250H100V251H101V248H98ZM103 250H104V249H103ZM107 250H108V249H107ZM122 250H123V249H122ZM122 250H121V251H122ZM156 250H157V249H156ZM158 250H159V248H158ZM162 250H163V249H161V251H162ZM202 250H203V249H202ZM34 251H35V250H34ZM39 251H40V250H39ZM83 251H84V250H83ZM83 251H82V252H83ZM159 251H160V250H159ZM198 251H197V252H198ZM203 251H204V250H203ZM205 251H207V250L205 249ZM255 251H256V250H255ZM259 251H260V250H259ZM262 251H263V250H262ZM42 252H43V251H42ZM42 252H40V253H42ZM102 252H103V251H102ZM201 252H202V251H201ZM22 253H24V252H22ZM31 253H32V252H31ZM73 253H74V252H73ZM97 253H99V251H98ZM103 253H104V252H103ZM105 253H106V252H105ZM125 253H126V252H125ZM125 253H123V254H125ZM127 253H129V252H127ZM150 253H151V252H150ZM150 253H149V255H150ZM152 253H153V252H152ZM199 253H200V252H199ZM250 253H251V252H250ZM253 253H254V252H253ZM258 253H261V252H258ZM258 253H257V254H258ZM263 253H264V252H263ZM27 254H28V253H27ZM27 254H26V256H27ZM36 254H37V253H36ZM46 254H47V253H45V256H48V255H46ZM48 254H52V253L50 252V253H48ZM74 254H75V253H74ZM153 254H154V253H153ZM173 254H174V252H173ZM261 254H262V253H261ZM261 254H260L259 256H261ZM20 255H21V254H20ZM23 255H24V254H23ZM23 255H22V257H23ZM37 255H38V254H37ZM42 255H43V253L41 254V256H42ZM67 255H68V254H67ZM82 255H83V254H82ZM147 255H148V254H147ZM169 255H170V254H169ZM203 255H204V254H203ZM251 255H252V254H251ZM255 255H256V254H255ZM38 256H40V254H39ZM52 256H53V255H52ZM52 256H48V257H51V258L53 259L54 257H52ZM102 256H104V254H103ZM108 256H109V255H108ZM152 256H153V255H152ZM166 256H167V255H166ZM259 256H258V257H259ZM27 257H28V256H27ZM48 257H47V259H49ZM58 257H60V256H58ZM73 257H74V256H73ZM76 257H79V256H76ZM76 257H75V258H76ZM81 257H82V256L80 255L79 258L81 259ZM87 257H88V256H87ZM89 257H90V256H89ZM106 257H107V256H106ZM111 257H112V256H111ZM113 257H114V255H113ZM113 257H112V258H113ZM141 257H143V255H142ZM141 257H139V258L142 259ZM169 257H172V256H169ZM253 257H255V256L253 255ZM263 257H264V256H263ZM20 258H21V257H20ZM38 258H39V257H38ZM55 258H56V257H55ZM107 258H108V257H107ZM114 258H115V257H114ZM147 258H148V256H146L144 259L147 260ZM150 258H151V257H150ZM153 258H154V257H153ZM261 258H262V256H261ZM261 258H260V259H261ZM23 259H24V258H23ZM42 259L44 260V257H43ZM45 259H46V258H45ZM52 259H50L51 262H52ZM56 259H57V258H56ZM59 259H60V258H59ZM59 259H58V260H59ZM77 259H78V258H77ZM77 259H76V260H77ZM80 259H78L77 261H79ZM84 259H85V258H84ZM84 259H83V260H84ZM258 259H259V258H258ZM260 259H259L260 263H261V261H262V263H263L264 260H260ZM262 259H264V258H262ZM62 260H63V258H62ZM66 260H67V259H66ZM69 260H71V259H69ZM74 260H75V259H74ZM85 260H86V259H85ZM137 260H138V258H137ZM145 260H143V263H144ZM242 260H244V259H242ZM30 261H31V259H30ZM46 261H47V260H46ZM46 261L44 260V262H46ZM72 261H73V260H72ZM72 261H71V264L75 263V262L72 263ZM112 261H113V260H112ZM114 261H115V260H114ZM186 261H187V260H186ZM239 261H240V260H239ZM239 261H238V262H239ZM244 261H245V260H244ZM247 261H248V260H247ZM32 262H33V260L31 261V264H32ZM57 262H59V261H57ZM57 262H56V263H57ZM63 262L65 263L66 261L63 260ZM82 262H83V261H82ZM84 262H85V261H84ZM84 262H83V263H84ZM156 262H157V261H156ZM36 263H38V262H36ZM48 263H49V262H48ZM77 263H80V261L77 262ZM148 263H149V262H148ZM154 263H155V262H154ZM165 263H166V262H165ZM176 263H177V262H176ZM229 263H230V262H229ZM231 263H233V262H231ZM231 263H230V264H231ZM235 263H236V262H235ZM244 263H245V262H244ZM244 263H243V261H242V264H244ZM246 263H247V262H246ZM18 264H20V263L18 262ZM21 264H22V263H21ZM38 264H39V263H38ZM51 264H53V263H51ZM58 264H60V263H58ZM69 264H70V263H69ZM95 264H98V263H95ZM100 264H101V263H100ZM119 264H120V263H119ZM144 264H145V263H144ZM158 264H159V263H158ZM181 264H183V263H181Z\"/></svg>", "mask_w": 264, "mask_h": 264}]
</instances>
